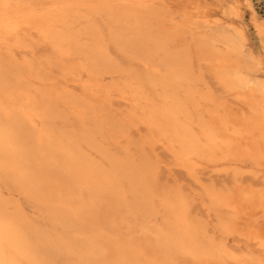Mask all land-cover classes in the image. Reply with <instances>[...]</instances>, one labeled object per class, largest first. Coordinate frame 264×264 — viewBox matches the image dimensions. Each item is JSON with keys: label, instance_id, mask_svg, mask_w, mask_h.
<instances>
[{"label": "rangeland", "instance_id": "374dc122", "mask_svg": "<svg viewBox=\"0 0 264 264\" xmlns=\"http://www.w3.org/2000/svg\"><path fill=\"white\" fill-rule=\"evenodd\" d=\"M28 1L29 2L27 3V0H26V3H25V0H24V2L22 1V3H20V4L17 1H16V3H18V4H16L13 1L12 4L9 6V9L6 11H8L9 14L12 13L13 14L12 16L15 15L14 16L15 19L17 18L16 15L17 16L20 15L19 17H21L24 14H26V15L32 14L33 15L34 13H35L34 16L36 15V17L38 18V17H40L39 16L40 14H43L45 12L47 13V11H49L50 13L56 12L57 11L56 8L58 9V7H60V5H63V3H61L58 0H34V2H33V0L31 2H30V0H28ZM88 1H89V3H88ZM88 1H87L88 5L86 4L85 0H76V1L74 0V3H72V5L74 4L73 7L75 6L73 9L78 7L76 10L72 9L73 10L72 12L74 13L75 11H77V14L75 15V13H76L75 12L74 15L76 18L78 17L77 19H79V18L81 19V21L79 20L80 21L79 24H78L77 19L74 18V15L71 11L66 13V17L72 16L70 18V20H69V18H67L68 19L67 23L69 22V24L65 23V25H64L63 22H62V24H61V22H59V24H58V22L54 23V27L56 25H58L55 27L56 30H59L58 27L60 28L59 31H63V29L65 28V30H66L65 33L67 34L68 37L70 36V40L74 36V40H76V42L79 41L78 44L79 45L81 44L85 47V50L82 51L84 53H81V51L75 50L71 45H69L66 42H65V44L63 43V46H62L63 48H60V49L56 48V46H55V44H53V42H51L50 40H49L50 41L49 42L47 39H45L36 29L28 28V30L30 29L31 31H32V29H33V31L35 30L34 32H36L37 34L34 33L33 31L32 32H30V30L28 31L27 27H29V25L23 24L21 19L18 20V25H20V26L22 25V26L21 27L19 26V30H18L19 33L17 35H12L14 38L10 34H7V33L3 34V32L0 33V43H1L0 44V51H1L0 52V54H1L0 55V74H1V72L3 73V69H4V75L3 76L0 75V77L3 79L5 77V75H7L6 72H8V76L6 79L4 78L3 80H1V78H0V83H1L0 84V98L6 99L7 106L10 108H13L15 110L14 112H16V113H20V111H19L20 105L24 104L23 105L24 109H27V105H28L27 111H29V113H31L34 116L33 119L35 121H37L36 122L37 126L34 128L33 123H31V120H29V119H26V121H24L25 126L27 128H29V130H31L32 132L45 130V134H47V135H45L44 140L53 141L55 139L56 141H59L60 143L63 144V145L61 144L63 146V148H64V146H67L73 150V153L75 152L77 155L82 157L84 160H86L88 162H92V163L95 162L94 164L98 167V169L101 172H105V173L110 172L111 173L112 169H113L112 168L113 165L111 166L110 162L112 161L111 164H114V167L117 166L118 171L116 172V170H115L116 174L114 175V177L112 176V178L109 180H110L111 184L113 183V187H116V192L118 193L117 194L118 198H116V199L110 198L108 193L107 194L104 193V195L102 194V195H100V197H98V196H96L97 193L95 192V190L93 188L88 187L83 182L80 184L75 183L76 187H75V185L72 187H66L63 184L64 188L62 189L61 192L64 194L65 198L67 197L66 199L65 198L61 199V197L56 194V191H57V193L59 192L57 188H54V190L56 189L55 192H54V190L52 191L55 193L53 195V197L51 195L48 198L33 188H30V190L31 191L33 190V191L32 192L30 191L28 193L29 190H27L26 187H24L23 182L19 179V176H17L19 173L16 174L15 172L10 170L9 168H6V167H3L0 165V183H1L0 184V202H1V205L3 206L5 212L7 214H9L11 217H13L14 219H16L19 222V224L22 226V228L24 227L23 229L26 232H28L32 241L35 243L36 246H38V253L37 254L40 255V258L38 255L37 256L41 261H44V264H66V263L67 264H79L78 262H76L78 257H79V254L82 253V251H84V250H86V251L90 250L91 251L93 249L92 247L94 246V244H93L94 241L92 238H94L96 236H104V237L106 236V238H108V237L109 238H114V237L117 238L116 236H118V238H120V239L123 238V240H132L134 242L142 241V237H144V236H146V237H144L143 240H150L151 237H152V239H155V237H157V236L160 237L161 235L164 236L167 233H169L171 229H174L173 227L175 225L178 229L181 228L183 223H182V221L179 220V214L180 213L186 219L184 221V225L185 226L190 225V227L193 229V232L195 235L194 239H195V242L197 243V245L198 246L200 245V248H206L210 253H212L213 256L215 257L217 264L218 263L219 264H264V258H263L264 257V252H263L264 251V249H263L264 248V245H263L264 244V207H263L264 203H262V202H264V182H263L264 181V176H263L264 175V157H262L264 155V150H263L264 149V147H263L264 141L262 140V142H260L259 154L257 153V159L254 155V152L252 154L249 151L250 148L253 146L254 142L259 140V133H257L256 130H252V128H251V124L253 122L254 116L257 114L256 100H258V98L255 97V95H253V99H251L252 98L251 95H247V94H244V96H243V94L239 95L235 91L230 89L228 86H226V84L224 82H222L221 80H218L220 78H219V75H217V71L213 65V61L207 55V53H206L207 50L206 49L203 50L201 48L202 46L200 44L204 38L209 36V34L211 35L215 31H219V29L224 30V28H225L226 30L230 31L233 34V37H235L239 41L238 43L241 42L240 44L242 45V53L239 56L238 61L240 62V64L243 67H245V65H247L245 67V71L252 76L254 74V76L264 77V31H261L259 28V25L261 23H264V0H246V1L245 0H227V1L226 0H164V2H162L163 0H161V1L160 0H143V1H141L142 3H141L140 9H142V11L146 10L147 7L149 5H151V7L154 8L155 12L157 11V13H158L157 15H159V14L161 15V18L158 20L154 17H152L150 19V21L147 25L149 34H151L153 37L156 38L158 36L161 37L163 31L168 32V29H170V28L176 29V31H175L176 33L174 32V35L172 37H167L166 41H165V49L166 50L171 49L172 51L171 50L166 51L165 49H163V50L157 49V47L155 48L154 46L148 45V44H146L147 48H146V46H141V47L134 48V50H133V48H132V50L129 49L128 51H126L121 46H119V48L118 47L116 48L115 47L116 44H118L119 41L122 42L123 35H122V37L120 36V34L122 32L124 33L125 39H127V38L129 39V38L133 37V35L136 33L135 24L127 23L123 27L124 30L120 31L119 26L121 23H119V22L112 23L111 22V18H110V16H108L109 14L107 12L108 11L107 8L100 5L99 0H88ZM134 1L135 0H133L131 2L133 3ZM165 1H167V2H165ZM231 1H237V4L234 8H232L230 5L232 3ZM55 2H57V3H55ZM34 3H35V5H34ZM46 3L48 5H46ZM68 3L70 4L69 1H68ZM163 3H164V5H162V7H161L160 4H163ZM55 4L57 6H55ZM214 4L216 6H214ZM247 4H248V6H247ZM165 5H167V6H165ZM26 6H28V7H26ZM36 6L38 9H36ZM40 6H41V8H40ZM34 7H35V9H34L35 11L33 10ZM54 7H56V8L54 9ZM223 7L226 9H224ZM25 9H26V11H25ZM82 9H83V11H82ZM166 9H167V11H166ZM218 9H219V11H218ZM18 10L19 11L21 10L20 11L21 14L16 12ZM78 10H79L80 14L78 13ZM185 10H186V12H185ZM12 11H15V12H12ZM29 11H30V13H29ZM81 11L84 13H82ZM37 12H39L38 13L39 15L37 14ZM197 13H201V14H197ZM203 13L204 14L208 13L211 15V16H209V20H212V22H211L212 24L211 23L208 24L202 18ZM254 13H255V16H254ZM81 14H83V16H86V17H83ZM193 14L197 15L196 17L198 19L195 18V16ZM189 15H192V16H190L191 18L187 17ZM104 17H105V19H104ZM221 17H223V18H221ZM236 17H238V18H236ZM219 18L221 20H219ZM84 19H85V21L87 19H89L90 24L86 21L89 24L88 25L85 21H83ZM167 19H168V22H167ZM177 19H178V21H176ZM235 19H237V20L235 21ZM74 20L77 22H75ZM83 22H85L86 24ZM150 22H153L152 23L153 25ZM245 22H246V24H245ZM255 22H257V23H255ZM82 23L85 25H82ZM198 23H200V24H198ZM227 23L230 25H228ZM72 24H73V26H72ZM93 24H94V26L92 27ZM215 24H218V25H215ZM198 25H200V26H198ZM203 25L206 28L205 31H207V32L204 31ZM69 26H71V27H69ZM97 26H98V28H97ZM183 26H186V28H184ZM188 26H189V29L187 28ZM24 27H25V30H24ZM76 27L78 28V30ZM81 27H87V28H83L84 29L83 30ZM192 27H194V28H192ZM74 28H76V29H74ZM199 28H201V29H199ZM212 28H213V30H212ZM237 28H238V30H237ZM79 29H80V31H79ZM81 29L83 31H81ZM105 29H106L105 34L108 37L104 34L103 30H105ZM185 29H186V31H185ZM193 29H196V31H194ZM68 30L70 31V33H67ZM113 30H115V32H114L115 34L113 33ZM188 30L194 31V34L196 35V37L195 36L194 37L198 38L197 41L193 37V32L190 31V34H188L189 33ZM199 30H200V33L198 32ZM86 31H88L89 33ZM91 31H92V33H91ZM109 31H110L111 35H109V33H108ZM72 32H73V34H72ZM74 32H76V33H74ZM83 32L85 33L84 34L85 37H84V35H82L83 36V38H82V36H80V35L83 34ZM101 32L103 33V36H106L105 38H103ZM197 32L199 33V35ZM202 32H203V34H202ZM30 33H33V35H35V36H33ZM78 33L79 34L81 33V34L78 35ZM95 33H96V36H95ZM99 33H101V34H99ZM1 34H2V37H1ZM86 34L90 35L93 39L91 37H88ZM202 35H204V36H202ZM79 36L83 39V43H82V39ZM240 36L242 37V39ZM28 37L30 40L27 39ZM86 37H87V39H86ZM99 37H101V38H99ZM181 37H182V39H181ZM190 37L191 38L193 37V41ZM184 39H185V41H184ZM189 39H191V40H189ZM9 40H11V43ZM44 41H45V43H44ZM15 42H17V43H15ZM103 42L105 44L108 42V46H106L107 44L106 45L102 44ZM110 42L113 44H111ZM193 42L196 45H194V44L191 45V43H193ZM96 43H98V44H100V46H102V49L100 50L101 51L100 55L102 58L100 57L98 59L100 61L99 64H95L97 61L93 60V58L91 57V54L88 50L92 46L96 45ZM189 43H190V46H189ZM68 45H69V47H68ZM218 45L221 49L225 48V46H223L221 43H219ZM187 46H188V48H190V50H188ZM195 46H197L196 50H195ZM64 48H66V49H64ZM86 48L88 50V53L86 52ZM148 48H149V52H148ZM150 48H151V50L154 48L156 50V54L159 56H157L156 54H153L154 52L151 53L153 50L151 51ZM177 48L179 49V51L181 50V52L184 51V49H185V52L187 51L186 54L184 55L185 52L184 53L182 52V54H181V52H179ZM200 48H201V50H200ZM61 49L63 52L60 51ZM173 49H175V51ZM197 49H198V51H197ZM191 50H193L192 51L193 55L190 52ZM70 51H71V53H70ZM106 51L108 52V55H107V53L104 54V52H106ZM125 51L128 53V55ZM129 51H133V52L129 53ZM188 51H189V53H188ZM199 51H202V52L200 53ZM203 51H206V52L203 53ZM138 52H140V53H138ZM167 52L169 54L175 55V56L176 55L184 56L183 59L186 61V68L189 67V69L186 70L187 73H186V76H184V78L186 77L187 79L188 78L191 79L194 76V74L197 75V78L195 75V78L193 77L191 80L185 79L186 83H185L184 78L181 79L183 81H180L181 83L179 82V84L177 86V92H175L176 90L174 92H172L170 89H168L169 87L167 88V85L165 86L163 84L164 76L168 73L169 68H173V66H174V64L170 65L169 62L166 63L167 62L166 59H168L167 57H165L168 54ZM247 52H249V53H247ZM64 53H65V55H63ZM77 54H78V56H77ZM141 54H142V56H141ZM152 54H153V56H152ZM244 54L247 55V57H245ZM154 55L157 58H155ZM195 55H196V58H198V59L195 58ZM248 55H250V57ZM16 56H17V58H16ZM135 56H136V58L141 56V57H139V59L142 58L141 59L142 62L139 61V59L134 58ZM189 56H190V59H189ZM80 57H82V58H80ZM147 57H148L147 61H149L150 58H152V59L149 62H146ZM89 58H90V61H89ZM107 58H109V59L107 60ZM250 58H251V60H250ZM131 59H133L135 61H133ZM158 59H160L162 61V63L161 62L157 63L156 61H158ZM65 60H66L67 64L69 66H71V69H73V71L76 73H74L73 71L71 73L70 67H68V65L65 63ZM152 60H154V62H151ZM206 60H208V61H206ZM248 60H250V61H248ZM252 60H254V62ZM85 61H86V63H85ZM205 61H206V63L210 62V64H208L209 66L205 63ZM251 61L253 63H251ZM102 62H104V63L102 64ZM134 62H136V63H134ZM188 62H189V65H190V63H192V65L187 66ZM73 63H74V66H73ZM91 63L93 64V66ZM204 63H205V65H204ZM248 63H250V64H248ZM139 64H140V66H139ZM15 65H16V67H15ZM19 65H20V67H19ZM169 65L171 67H169ZM191 66H193V68H191ZM194 66L196 67V69ZM5 67H7V70H5L6 69ZM202 67H204L203 73L205 74L206 77L203 76L204 74H202V72H201L203 69ZM97 68H99L100 70ZM174 68H175V66H174ZM199 68H201V69H199ZM254 68H255V71H254ZM8 69L10 70V72ZM175 69H177L181 73L186 72L181 67H177V65H176ZM197 69H198V71H197ZM211 69H212V71H211ZM16 70L18 71V73H16L17 72ZM127 70H130V71H128L129 72L128 74H127ZM144 70L147 72V74ZM206 70H208V71H206ZM256 70H258V71H256ZM103 71H104V73H103ZM149 71H151V72H149ZM188 71H190V72H188ZM27 72H28V75H27ZM78 72H80V73H78ZM87 73H89V74L92 73V74L89 76V74H87ZM100 73L102 74V76ZM108 73L112 76L108 75ZM149 73H151V74H149ZM18 74H19V76H18ZM141 74H142V77H141ZM189 74H191V76ZM134 75H135V77H134ZM200 75H201V77H200ZM24 76H26V77L24 78ZM155 76L156 77L158 76V78H156ZM217 76H218V78H217ZM73 77H75L76 79ZM140 78H142V80ZM159 78H161V79H159ZM90 79H92V80L89 81ZM106 79L108 81L107 84H106V82H107ZM71 81H72V83H71ZM103 81L104 82L106 81V82L104 83ZM119 81H121V83ZM10 83H11V86H10ZM24 83H25V85H24ZM97 83H98V85H96ZM21 84L23 86H21ZM31 84H32V86H31ZM158 84H159V86H158ZM184 84L189 89L193 87L191 89V91L186 89ZM188 84L190 85V87ZM89 85L90 86L93 85V86L90 87ZM223 85H224V87H223ZM29 86H31V88ZM11 87L13 90L11 89ZM68 87H70V88H68ZM144 87H146V88L148 87L147 90L143 89ZM21 88L24 90H22L20 92ZM92 88H93V90H92ZM151 88H153V89H151ZM14 89H18L19 91L18 90L17 91L20 93V95L18 94V92L15 93L16 91ZM65 89L67 91V96L65 95L66 94ZM164 89H166V90H164ZM196 89H198V90H196ZM126 90L128 92H126ZM195 90H196V94H195ZM151 91H153V92H151ZM198 91H200L202 93H199ZM1 92H2V94H1ZM41 92H44V94ZM48 92H49V94H48ZM51 92H53V93H51ZM168 92L170 93L169 94L170 96L167 95ZM171 92H172V94H174V96L171 95ZM197 92L199 94H197ZM60 93H61V96H60ZM163 93H165V94H163ZM193 93H194V95H193ZM203 93H205V95H209L208 97L210 98V102H209V99L206 98V96ZM228 93H230V95H232V96H230ZM15 94H16V96H15ZM24 94H26L25 96H27V97H25ZM34 94H35V96H32ZM102 94H103V97H102ZM146 94H147V97L149 96L148 98L146 97ZM176 94H177V96H176ZM40 95H41V97H39ZM73 95L74 96L78 95V96H76L77 102L74 99ZM237 95H238V97H237ZM22 96H24V98ZM30 96L35 97L34 98L35 100L33 98H29ZM167 96H168V98H167ZM188 96L190 98H187ZM62 97H64V99H67V100L61 99ZM133 97H134V99H133ZM135 97L137 98V101H136ZM175 97L177 99H179L180 101L183 100L182 102H184V108H185V113L180 114L178 116V120L181 122L186 121L190 125L192 124L191 125L192 130L200 140L197 151L192 152L189 155L188 161H184L183 158L181 159L180 156L178 155L179 151L181 149L180 143L175 141V140H172L170 138L167 139L166 137H168V136L165 133L166 130L162 128V126H163L164 128L169 129L167 124H165L166 123L165 118H164V115L162 113V111L164 109L163 107L166 108V106L170 105V102L172 103V98L175 99ZM243 97H245V98L243 99ZM127 98H129V99H127ZM154 98H157V99H154ZM193 98H194V100H193ZM247 98H248V100H247ZM59 99H61V100H59ZM212 99H214L215 101L214 100L211 101ZM254 99H256V100H254ZM108 100H109V102H108ZM154 100L157 101V103H155ZM239 100L241 101V103H239ZM123 101H125V102H123ZM219 101H221V102L217 103ZM222 101H224V102H222ZM30 102L32 104H29ZM92 103H93V105H90ZM203 103L206 105V107L203 106ZM69 104H71L72 106H70ZM145 104H146V106H145ZM199 104H200V106H198ZM229 104H230V106H229ZM238 104H240V105H238ZM95 105H96V107H93ZM128 105H130V106L128 107ZM132 106H133V108H132ZM71 107H73V110L71 109ZM74 107H75V109H74ZM52 108L55 109V112L52 111ZM82 108H85V109H82ZM237 108L239 110L241 108V110L239 111V110H237ZM250 108L253 110H250ZM40 109H43V110H40ZM95 110H97V111H95ZM72 111L73 112L75 111V112L73 113ZM65 112H66V114H65ZM152 113H154V114H152ZM210 113H211V115H210ZM254 113H255V115H254ZM52 115L54 116V118ZM205 115H206V117H205ZM208 115H210L209 116L210 118L208 117ZM243 115H245V116H243ZM105 116H107V117H105ZM0 118L2 119V121H4V123L6 122V120H8L7 117L2 113H0ZM52 118H53V120H52ZM92 118H93V120H92ZM240 118H241V121H243V122L240 121L241 122L240 126H242V125L247 126V127H245L246 129L244 128V126L238 128V126L240 124L238 120H240ZM187 119H188V121H187ZM131 120L133 123L130 122ZM214 120H216V121H214ZM246 120H248V121H246ZM143 121H144V123H143ZM155 121L161 122L162 126L160 129L155 124ZM210 122H211V124H210ZM225 123L228 126L227 127L228 132H226L227 139H229V141H231V143L233 144L234 147H236V149H240V150L242 149L241 151H243L245 153L242 154V152L240 150H236V152L234 154L232 153V154H230L231 156L229 155L230 157L224 156L223 152L220 149L215 148L211 144L208 143L206 137L201 132V126L202 125L206 124V125H209L212 127H218V129H219ZM245 123H246V125H245ZM27 124H28V126H27ZM60 124H61V128H60ZM232 124L235 127H233ZM147 125L149 126V128ZM236 125H238V126H236ZM30 126H32V127H30ZM85 127H87L88 130ZM119 127H121V128L118 129ZM72 129H73V131H72ZM169 130H171V129H169ZM248 131H249V134H248ZM79 133H81V134H79ZM85 133H86V135H85ZM93 133H94V136H92ZM90 134H92V135H90ZM98 134L101 136L97 137ZM229 135H230V137L232 136L233 138H229ZM247 135H249V136L247 137ZM252 136H255V137H252ZM94 137L96 138L95 140L93 139ZM237 138H239V139H237ZM204 139H205V141H204ZM252 139H254V140L252 141ZM34 140H37V139L33 138L31 140V144H33L34 146H37L38 141H34ZM102 140H103V143H101ZM105 140H106V143H105ZM234 140H235V142H234ZM240 140H241V142L242 141H244V142L241 143ZM157 141H158V143H155ZM161 141H163V142H161ZM237 141H238V144L236 145ZM247 142H249V143H247ZM18 143L19 144H17V145L19 147L22 144V142L19 141ZM168 143L170 146L168 145ZM234 143H235V145H234ZM103 144H104V146H103ZM111 146H112V149H111ZM162 146L163 147L165 146L164 147L165 149ZM167 147H168V150H167ZM247 147H249V148H247ZM84 151H86V152H84ZM105 151H106V153H104ZM247 151H248V156H247ZM237 152H238L239 156L237 155ZM260 153L262 154V156ZM105 155H107V156H105ZM160 155H162V156H160ZM111 157H113L112 158L113 160H111ZM232 157H233V160L231 159ZM245 157L247 158V160L244 159ZM98 158H99V160H98ZM101 158H103V159H101ZM47 159L49 160V158H47ZM179 159H180V162H179ZM223 159L224 160L227 159V160L224 161ZM101 160H103V161H101ZM228 160H229V162H228ZM238 160H239V162H238ZM98 161H100V162H98ZM133 161H134V163H133ZM140 161H142V162H140ZM105 162L106 163L109 162V163L105 165ZM138 163H140L141 166ZM192 163H194V164H192ZM221 163H223L224 166ZM188 164H189V167H188ZM234 164H236V165H234ZM150 165H151V167H150ZM191 165L192 166L194 165V166L192 167ZM238 165H240V167L241 166L242 167L238 168L237 167ZM207 166H209V167H207ZM210 166H211V168H210ZM231 166H233V169ZM201 167L204 169H202ZM222 167H223V169L220 170V168H222ZM225 167H226V169H224ZM123 168L125 169V171L123 170ZM226 170H228V171H226ZM229 170H230V172H229ZM10 171H12V172L10 173ZM120 171L122 172V174ZM126 176L130 177V179L128 180V178ZM198 179H200L201 181H199ZM111 180H113V182ZM217 180H218V182H217ZM2 181H3V183H2ZM206 182H207V184H206ZM130 183H131V185H130ZM199 185H200V188H199ZM111 186L112 185H110V187ZM130 188H131V190H130ZM119 191H120V194H119ZM212 191L214 192V195L212 194ZM257 191H258V193H257ZM67 192H68V194H67ZM77 192H80V193H77ZM137 192H139L138 196H140V197H138V196L136 197V195H134L136 197L135 198L134 196H132L133 194H136ZM252 192L256 193V197H255V194H253ZM259 192H260V195H259ZM207 193H209L210 196H208ZM247 193L249 195H247ZM24 194H26L25 197H23ZM31 194H32V196H30ZM142 194H144V195H142ZM229 194H230V196H229ZM41 195H42V197H41ZM69 195H70V197H69ZM125 195L127 196V198L124 197ZM253 195H254V197H253ZM37 196H39V197H37ZM54 196L56 197V199H54ZM91 196H93V198ZM101 196H103V197H101ZM32 197H33V199H32ZM34 197H35V199H34ZM58 197H59V199H58ZM121 197H122V199H121ZM39 198H40V201L42 202V204L40 202H38ZM42 198H43V200H41ZM78 198L80 200H78ZM133 198H135V199H133ZM137 198L140 199V201L142 202V203L141 202L139 203L141 208L138 204L139 200ZM46 199H47V202L44 203V205H45L44 207L46 208L45 209L42 207V205H43L44 200L46 201ZM101 199H103V200H101ZM76 200L78 202H76ZM119 200H121L122 202H120ZM126 200H127L128 204L126 203ZM134 200H136V201H134ZM144 200H146L147 203L149 202L148 204H152V205H149L146 207L145 206L146 203H144L145 202ZM254 200H256L257 202ZM16 201L19 203H15ZM26 201L28 202V204H26ZM79 201H81V202H79ZM112 201H113V203H112ZM130 201H131V203H130ZM232 201H233L234 207H231ZM246 201H247V203H245ZM94 202H96V204H99L101 206L104 205L102 207L99 205H96L100 210V214L102 213L104 216L99 214V216H96L97 218L95 219V221H97V223L95 224V221L93 219V221H91V224H90V223H87V221H85L86 219L89 220V218H91V217L88 218L87 216H90V215H87L86 219H84V221H83V224L86 222L85 227L83 224H81L85 229L83 228L84 230H80V228H82V226L79 225L80 226V228H79L80 232H78L79 226H76L75 222L77 220H76V218H74L76 215L72 214V213L73 212L75 213L76 210L79 211L80 208H82L85 205H95ZM135 202L139 208L135 204L132 205ZM251 202H253V203L251 206H249L251 204ZM29 203H30V205H29ZM38 203H39V205H38ZM214 204H215V206L213 207L212 205H214ZM240 204H241V206H240ZM49 205H50V207H49ZM36 206H37V208H36ZM46 206H48L49 208H47ZM113 206L115 209H112ZM217 206H219V209ZM38 207H40V208H38ZM258 207L259 208L261 207L260 210ZM262 207H263V209H262ZM55 208L58 210H55ZM101 208H102V210H101ZM152 208L155 209V211H157V213L154 210L152 211ZM33 209H34V211H33ZM66 209L69 212H67V211L64 212ZM142 209H144V210H142ZM150 209H151V213H150ZM239 209H241V210H239ZM39 210L42 211V213H40ZM70 210L72 212H70ZM119 211H121L120 212L121 215L119 214ZM246 211H247V213H246ZM51 212H54L56 214V219H52V217H50ZM137 212H138V214H137ZM188 212H189V214H188ZM233 212H235V213L233 214ZM67 213L72 215L74 220ZM220 213L222 216L220 215ZM42 214H45V215H42ZM59 214H60V216H59ZM232 214L235 216L233 217ZM230 215H232V217ZM58 216H59V219L61 220L60 222H58L59 221ZM123 216H125L126 218ZM188 216H189V220H188ZM225 216H226V218H225ZM67 217H70L72 219V221L69 218H68L69 219L68 220ZM165 217H166V220H164V222H163V219ZM227 217L228 218L230 217L229 220ZM234 218H236V219H234ZM34 219H38L40 222L38 221L39 222L38 223L37 220H34ZM42 219H43V221H42ZM97 219H99V220H97ZM106 219L107 220L109 219L108 223H107ZM120 219L122 222H120ZM145 219H146V221L143 222ZM160 219L162 221H160ZM135 220L138 222H135ZM256 220H258V221H256ZM65 221H66V223H68L70 221V224H73V225L72 226L70 225V227L68 226L69 223L67 225H66V223L65 224L63 223V225H61V223L65 222ZM133 221L135 224L133 223ZM155 221H158V222H155ZM229 221H231V223H229ZM254 221L256 222V224ZM41 222H44L46 224V226L44 223L41 224ZM194 222H195V224H194ZM104 223H107V225L109 224L110 227L113 226V228H112L113 230L109 226L105 225ZM144 223H146V224H144ZM150 223H152V224H150ZM160 223H163V224H161V226H160ZM178 223H179V225H178ZM77 224H79V221ZM41 225H42V227H41ZM123 225H124V227H123ZM139 225L144 226V228L143 227L138 228ZM150 225H151V227H150ZM152 225H153V227H152ZM163 225L165 228L163 227ZM35 226H37V227H35ZM47 226L50 229L52 228L51 229L52 231L50 229L47 230ZM100 226H101V228H100ZM230 226H233L231 231H230V229H231ZM116 227H117V230H116ZM130 227H132V229H134L133 227H135V229L132 230ZM194 228L196 229V231ZM221 228H222V231L220 230ZM89 229H90V231H89ZM102 229H103V231H102ZM121 229H124L125 232H124V230H121ZM224 229H225V232H224ZM239 229H240V231H239ZM43 230H45V231H43ZM104 230L106 232L109 230L108 232H110L111 234L108 232L106 233ZM110 230H112V231H110ZM127 230L129 232L126 233ZM146 230L147 231L150 230L151 232L149 231L150 233H148ZM241 230H243L244 232ZM245 230H247V231H245ZM38 231H41L42 234L39 233V235H42L41 236L42 239H40V238L37 239L38 235H36V234H38L37 233ZM132 231H133V234H132ZM152 231H153V233H152ZM156 231L157 232L159 231L158 233H160L161 235L160 234L158 235V233H156ZM114 232H115V236H113ZM248 232H249V234H247ZM252 232H253V234H252ZM71 233H72L73 237H71L72 236V235H70ZM92 233L96 234V236ZM128 233H129V235H128ZM142 233L143 234L147 233V234H145L144 236H141V235H143ZM201 233H202V235H201ZM52 234H53V236H52ZM62 234H64V235H62ZM75 234L78 236L76 237ZM151 234H154V235H151ZM196 234H197V237H196ZM231 234H234L235 236L234 235L231 236ZM110 235H111V237H110ZM252 235L256 236V237H252ZM138 236H139V238L140 237L141 238L140 239L137 238ZM153 236H155V237L153 238ZM199 236L202 238H200ZM233 236L235 237V239H233ZM243 236L245 238H243ZM74 237H75V239H73ZM147 237H150V238H147ZM60 238H61V241H63L62 242L63 245L61 244ZM76 238H78V239H76ZM136 238L138 239V241H136ZM53 239L55 241H57L58 244L55 243ZM49 240L54 242V245L49 243V245H53L52 247L48 246L47 242ZM257 240H259V242ZM58 241H60V242H58ZM74 241L76 242L75 244H78V245L82 244V246L84 245L83 248H81V249L78 248V246L74 244ZM252 241H253V243H252ZM71 243H72V247L70 245ZM259 244H261V245H259ZM253 245H255L256 247L255 246L253 247ZM73 246H75L76 249ZM228 246H230V247H228ZM89 247H90V249H89ZM46 248H49L51 250L50 251L51 256H52L51 258H49L48 256H45V255H42V254L49 255ZM52 248H55V249H52ZM62 248H63V250H62ZM69 249H70V251H68ZM77 249H79V250H77ZM209 249H211V250H209ZM55 250H57V251H55ZM65 250L67 252H65ZM71 250H73L74 252ZM231 250H232V252H231ZM77 251H79V252L77 253ZM67 254H69V255H67ZM258 254H259V256H258ZM58 255H59V258H55ZM65 255H67V256H65ZM240 257H241V259H240ZM42 258L44 260H42ZM65 259H66V261H65ZM175 259H177V260H174V261H176L177 264L178 263L179 264H187L182 259V257H180V256L176 257ZM89 260H90V258H89ZM89 260L87 262H85L84 264H86V263L87 264H90V263L91 264L92 263L93 264H96V263L102 264L103 263V261L99 260L98 258H94V257H91L90 262H89ZM173 264H175V263L173 262Z\"/></svg>", "mask_w": 264, "mask_h": 264}, {"label": "bare ground", "instance_id": "6f19581e", "mask_svg": "<svg viewBox=\"0 0 264 264\" xmlns=\"http://www.w3.org/2000/svg\"><path fill=\"white\" fill-rule=\"evenodd\" d=\"M15 2L16 3V1L17 2H19V4L20 3H22V1L24 2V0H0V33H2L3 32V34L4 33H7V34H10L11 36L12 35H17L19 32H18V30H19V26L20 25H18V20L19 19H21L22 20V22H23V24H26V25H29V27H27V30H28V28H34V29H36L45 39H47L48 41L50 40L51 42H53V44H55V46H56V48H63L62 46H63V43L65 44V42L66 43H68L69 45H71L75 50H78V51H81V53H84V52H82L83 50H85V47L83 46V45H79L78 44V42H76V40H74V36L71 38V40H70V36L68 37L67 36V34L65 33L66 32V30H65V28L63 29V31H59L60 30V28L58 27V29L59 30H56L55 29V27L56 26H58V25H56L55 27H54V23H56V22H58V24H59V22H61V24H62V22L64 23V25H65V23H67V21H68V19L67 18H69V20H70V18L72 17H66V13L67 12H69V11H73V10H76L78 7H76L75 9H73L74 7H73V5H72V3H74V0H58V1H60L61 3H63V5H60V7H58V9L56 8V7H54V9L56 8V12H54V13H50L49 11H47V13L45 12V13H43V14H38L39 12H37V14L40 16V17H36V15L34 16V14L32 15H26V14H24V15H22L21 17H19V16H17L16 15V19L14 18V16H12L13 14L11 13V14H9L8 13V11H6V10H8L9 9V7H7V8H5L4 7V5H8V6H10L11 4H12V2ZM32 0H30V2H31ZM68 1L70 2V4L68 3ZM76 1V0H75ZM87 1L88 0H85V2H86V4H87ZM100 1V5H102L103 7H105V8H107V12H108V16H110V18H111V22L112 23H116V22H119V23H121L120 24V26H119V29H120V31H123L124 30V25L125 24H127V23H130V24H135V26H136V33L133 35V37L132 38H127V39H125V37H124V33L122 32L121 34H120V36L122 37V35H123V38H122V42L121 41H119L118 42V44H116V48L118 47L119 48V46H121V47H123L126 51H128L129 49H131L132 50V48H133V50H134V48H136V47H141V46H146V44H148V45H152V46H154L155 48L157 47V49H165V41H166V38L167 37H172L173 35H174V32L176 31V29L175 28H170V29H168V32H166V31H163V33H162V35H161V37H153L151 34H149L148 33V27H147V25H148V23H149V21H150V19L152 18V17H154V18H156L157 20L158 19H160L161 18V15L159 14V15H157L158 13H157V11L155 12V10H154V8H152L151 7V5H149L148 7H147V9L146 10H143L142 11V9H140L141 8V1H143V0H135L133 3L131 2V1H133V0H99ZM161 1V0H160ZM227 1V0H226ZM246 1V0H245ZM244 1V2H245ZM29 1L27 0V3H28ZM33 2H34V0H33ZM36 2V1H35ZM148 2V1H147ZM151 2V1H150ZM155 2V1H154ZM162 2H164V0L162 1ZM161 2V3H162ZM165 2H167V1H165ZM170 2V1H169ZM232 3L230 4L231 5V7L232 8H234L235 6H236V4H237V1H231ZM248 2V1H247ZM246 2V3H247ZM25 3H26V0H25ZM37 3V2H36ZM55 3H57V2H55ZM80 3V2H79ZM88 3H89V1H88ZM178 3V2H177ZM16 4H18V3H16ZM15 4V5H16ZM77 4V3H76ZM82 4V3H81ZM85 4V3H84ZM172 4V3H171ZM226 4V3H225ZM249 4V3H248ZM248 4H247V6H248ZM29 5V4H28ZM31 5V4H30ZM34 5H35V3H34ZM33 5V6H34ZM38 5V4H37ZM44 5V4H43ZM46 5H48L47 3H46ZM80 5V4H79ZM88 5V4H87ZM92 5V4H91ZM161 5V7H162V5H164V3L163 4H160ZM169 5V4H168ZM218 5V4H217ZM220 5V4H219ZM250 5V4H249ZM39 6V5H38ZM52 6V5H51ZM55 6H57L56 4H55ZM77 6V5H76ZM154 6V5H153ZM159 6V5H158ZM165 6H167V5H165ZM164 6V7H165ZM170 6V5H169ZM172 6V5H171ZM204 6V5H203ZM213 6V5H212ZM214 6H216L215 4H214ZM12 7V6H11ZM26 7H28V6H26ZM53 7V6H52ZM181 7V6H180ZM209 7V6H208ZM219 7V6H218ZM40 8H41V6H40ZM166 8V7H165ZM224 8V7H223ZM249 8V7H248ZM35 9V7L33 8V10ZM36 9H38L37 8V6H36ZM49 9V8H48ZM73 9V10H72ZM170 9V8H169ZM173 9V8H172ZM199 9V8H198ZM217 9V8H216ZM224 9H226V8H224ZM253 9V8H252ZM15 10V9H14ZM80 10V9H79ZM79 10H78V13H79ZM165 10V9H164ZM178 10V9H177ZM237 10V9H236ZM21 11V10H20ZM20 11L18 10V11H16L17 13H19V14H21L20 13ZM25 11H26V9H25ZM35 11V10H34ZM33 11V12H34ZM38 11V10H37ZM41 11V10H40ZM82 11H83V9H82ZM81 11V12H82ZM85 11V10H84ZM161 11V10H160ZM166 11H167V9H166ZM176 11V10H175ZM218 11H219V9H218ZM12 12H15V11H12ZM32 12V13H33ZM76 12V13H75ZM74 13H75V15L77 14V11H75ZM162 12V11H161ZM185 12H186V10H185ZM236 12V11H235ZM256 12V11H255ZM29 13H30V11H29ZM73 13V12H72ZM74 13H73V15H74ZM82 13H84V12H82ZM164 13V12H163ZM179 13V12H178ZM191 13V12H190ZM239 13V12H238ZM80 14V13H79ZM197 14H201V13H197ZM37 15V16H38ZM69 15V14H68ZM71 15V14H70ZM75 15H74V18L75 19H77L76 17H75ZM82 16H83V14H81ZM85 15V14H84ZM194 16H195V18H197L196 16L197 15H195V14H193ZM235 15V14H234ZM79 16V15H78ZM93 16V15H92ZM190 16H192V15H189V16H187V17H190ZM193 16V17H194ZM200 16V15H199ZM209 16H211L210 14H208V13H203V15H202V18L209 24V23H211L212 22V20H209ZM225 16V15H224ZM253 16V15H252ZM254 16H255V13H254ZM258 16V15H257ZM83 17H86V16H83ZM168 17V16H167ZM201 17V16H200ZM234 17V16H233ZM240 17V16H239ZM73 18V19H74ZM89 18V17H88ZM191 18V17H190ZM189 18V19H190ZM221 18H223V17H221ZM235 18V17H234ZM236 18H238V17H236ZM104 19H105V17H104ZM198 19V18H197ZM72 20V19H71ZM81 21V19L79 18V19H77V21H78V24H79V22ZM218 20V19H217ZM219 20H221L220 18H219ZM218 20V21H219ZM224 20V19H223ZM237 19H235V21H236ZM240 20V19H239ZM238 20V21H239ZM255 20V19H254ZM257 20V19H256ZM260 20V19H259ZM75 21V20H74ZM77 21H75V22H77ZM83 21H85V19L83 20ZM88 23H89V19H87L86 20ZM85 21V22H86ZM176 21H178V19L176 20ZM191 21V20H190ZM242 21V20H241ZM20 22V21H19ZM85 22H83V23H85ZM86 22V23H87ZM167 22H168V19H167ZM184 22V21H183ZM82 23V25H85V24H83ZM87 23V24H88ZM92 23V22H91ZM95 23V22H94ZM151 24L153 23V22H150ZM185 23V22H184ZM183 23V24H184ZM194 23V22H193ZM192 23V24H193ZM255 23H257V22H255ZM60 24V25H61ZM67 24H69V22L67 23ZM71 24V23H70ZM90 24V23H89ZM88 24V25H89ZM198 24H200V23H198ZM202 24V23H201ZM207 24V25H208ZM212 24V23H211ZM228 24V23H227ZM237 24V23H236ZM245 24H246V22H245ZM25 25V26H26ZM63 25V26H64ZM96 25V24H95ZM103 25V24H102ZM153 25V24H152ZM185 25V24H184ZM214 25V24H213ZM215 25H218V24H215ZM220 25V24H219ZM228 25H230V24H228ZM238 25V24H237ZM22 26V25H21ZM20 26V27H21ZM72 26H73V24H72ZM94 26V24L92 25V27ZM168 26V25H167ZM198 26H200V25H198ZM232 26V25H231ZM67 27V26H66ZM69 27H71V26H69ZM78 27V26H77ZM76 27V28H77ZM96 27V26H95ZM165 27V26H164ZM184 28H186V26H183ZM203 27H204V25H203ZM221 27V26H220ZM223 27V26H222ZM76 28H74V29H76ZM82 29L83 28H87V27H81ZM89 28V27H88ZM97 28H98V26H97ZM188 29H189V26L187 27ZM192 28H194V27H192ZM259 28H260V30L261 31H264V23H261L260 25H259ZM21 29V28H20ZM73 29V30H74ZM81 29V31H83ZM90 29V28H89ZM95 29V28H94ZM93 29V30H94ZM100 29V28H99ZM102 29V28H101ZM157 29V28H156ZM167 29V28H166ZM199 29H201V28H199ZM205 27H204V31H205ZM210 29V28H209ZM24 30H25V27H24ZM30 30V29H29ZM28 30V31H29ZM62 30V29H61ZM77 30H78V28H77ZM76 30V31H77ZM110 30V29H109ZM158 30V29H157ZM194 31H196V29H193ZM212 30H213V28H212ZM237 30H238V28H237ZM32 31H33V29H32ZM31 30H30V32H32ZM35 31V30H34ZM33 31V32H34ZM79 31H80V29H79ZM78 31V32H79ZM89 31V30H88ZM88 31H86V32H88ZM104 31V34H105V31H106V29L105 30H103ZM185 31H186V29H185ZM189 31V30H188ZM190 31H192V30H190ZM190 31H189V33L188 34H190ZM194 31H192L193 32V37L195 36L196 37V35L194 34ZM202 31V30H201ZM209 31V30H208ZM90 32V31H89ZM88 32V33H89ZM115 32V30H113V33ZM199 33H200V30L198 31ZM197 32V33H198ZM205 32H207V31H205ZM34 33H36V32H34ZM67 33H70V31L68 30V32ZM74 33H76V32H74ZM91 33H92V31H91ZM98 33V32H97ZM102 33V32H101ZM101 33H99V34H101ZM109 33V35H111L110 34V31L108 32ZM176 33V32H175ZM199 33H198V35H199ZM210 33V32H209ZM208 33V34H209ZM28 34V33H27ZM30 34H32L33 35V33H30ZM37 34V33H36ZM72 34H73V32H72ZM81 34V33H80ZM79 33H78V35H80ZM85 33L83 32V34H81L80 36H82V35H84ZM115 34V33H114ZM202 34H203V32H202ZM87 35V34H86ZM106 35V34H105ZM207 35V34H206ZM235 35V34H234ZM24 36V35H23ZM33 36H35V35H33ZM79 36V37H80ZM88 37H91L90 35H87ZM95 36H96V33H95ZM102 36H103V33H102ZM107 36V35H106ZM106 36H103V38H105ZM202 36H204V35H202ZM1 37H2V34H1ZM10 37V36H9ZM13 37V36H12ZM30 37V36H29ZM29 37L27 38V39H29ZM37 37V36H36ZM84 37H85V35H84ZM108 37V36H107ZM188 37V36H187ZM193 37L191 38L192 39V41H193ZM194 37V38H195ZM241 37V36H240ZM8 38V37H7ZM14 38V37H13ZM81 38V37H80ZM82 38H83V36H82ZM81 38V39H82ZM92 38V37H91ZM90 38V39H91ZM99 38H101V37H99ZM202 38V37H201ZM10 39V38H9ZM76 39V38H75ZM85 39V38H84ZM86 39H87V37H86ZM89 39V40H90ZM93 39V38H92ZM181 39H182V37H181ZM191 39H189V40H191ZM196 39V41L198 40V38H195ZM241 39H242V37H241ZM8 40V39H7ZM25 40V39H24ZM30 40V39H29ZM10 41V43H11V40H9ZM13 41V40H12ZM16 41V40H15ZM34 41V40H33ZM42 41V40H41ZM49 41V42H50ZM92 41V40H91ZM100 41V40H99ZM176 41V40H175ZM184 41H185V39H184ZM242 41V40H241ZM47 42V41H46ZM88 42V41H87ZM105 42V41H104ZM102 43V44H105V43ZM239 41L235 38V37H233V34L230 32V31H228V30H226L225 28H224V30H220L219 29V31H215L214 33H212L211 35L209 34V36L208 37H206V38H204L202 41H201V48L203 49V50H207V52L206 51H203V53H207V55L212 59V61H213V65H214V67H215V69H216V71H217V75H219V78L220 79H218V80H221L222 82H224L225 84H226V86H228L230 89H232L233 91H235L237 94H239V95H242L243 94V96H244V94H247V95H251L252 96V98L251 99H253V95H255V97H257L258 98V100H256V99H254V100H256V105H257V114L255 115V113H254V119H253V122H252V124H251V128H252V130H256V132L257 133H259V140L258 141H256V142H254V144H253V146L250 148V152L253 154V152H254V155H255V157H256V159H257V153L259 154V145H260V142H262V140L264 141V77H259V76H254V74H253V76L252 75H250V74H248L246 71H245V67L247 66V65H245V67H243L241 64H240V62L238 61V59H239V56L241 55V53H242V45L240 44V43H238ZM244 42V41H243ZM13 43V42H12ZM15 43H17V42H15ZM21 43V42H20ZM19 43V44H20ZM44 43H45V41H44ZM81 43V42H80ZM82 43H83V39H82ZM111 43V42H110ZM109 43V44H110ZM116 43V42H115ZM114 43V44H115ZM219 43H221L223 46H225V48L224 49H221L220 47H219ZM247 43V42H246ZM1 44V43H0ZM47 44V43H46ZM86 44V43H85ZM88 44V43H87ZM107 44V45H106ZM105 45L106 46H108V42L106 43ZM111 44H113V43H111ZM178 44V43H177ZM192 44H194V42L193 43H191V45ZM198 44V43H197ZM21 45V44H20ZM52 45V44H51ZM67 45V44H66ZM69 45H68V47H69ZM194 45H196V44H194ZM244 45V44H243ZM2 46V45H1ZM10 46V45H9ZM8 46V47H9ZM19 46V45H18ZM112 46V45H111ZM189 46H190V43H189ZM84 47V48H83ZM104 47V46H103ZM114 47V46H113ZM149 47V46H148ZM196 47L197 46H195V50H196ZM222 47V46H221ZM10 48V47H9ZM108 48V47H107ZM146 48H147V46H146ZM187 48H188V46H187ZM201 48H200V50H201ZM244 48V47H243ZM247 48V47H246ZM21 49V48H20ZM64 49H66V48H64ZM63 49V50H64ZM102 49V46H100V44H98V43H96V45H94V46H92L91 48H89L88 50H89V52H90V54H91V57L93 58V60L94 61H97L95 64H99V58L101 57V55H100V50ZM109 49V48H108ZM178 49V48H177ZM176 49V50H177ZM70 50V49H69ZM88 50H87V48H86V52L88 53ZM117 50V49H116ZM150 50H151V48H150ZM153 50V51H152ZM151 51V53H153V54H156V50L153 48ZM166 50V49H165ZM168 50V49H167ZM166 50V51H167ZM171 50V49H170ZM170 50H168V51H170ZM174 51H175V49H173ZM188 50H190V48H188ZM11 51V50H10ZM61 52H63L62 51V49L60 50ZM68 51V50H67ZM73 51V50H72ZM118 51V50H117ZM122 51V50H121ZM125 51V52H126ZM144 51V50H143ZM172 51V50H171ZM178 51H179V49H178ZM192 51L193 50H191L190 52L192 53ZM197 51H198V49H197ZM1 52V51H0ZM24 52V51H23ZM48 52V51H47ZM123 52V51H122ZM130 52H133V51H129V53ZM137 52V51H136ZM145 52V51H144ZM148 52H149V48H148ZM179 52H181V50L179 51ZM183 53L185 52V49H184V51H182ZM182 52H181V54H182ZM187 52V51H186ZM186 52L184 53V55L186 54ZM196 52V51H195ZM200 53L202 52V51H199ZM27 53V52H26ZM69 53V52H68ZM70 53H71V51H70ZM77 53V52H76ZM80 53V52H79ZM105 53H107V55H108V52L106 51V52H104V54ZM124 53V52H123ZM127 53V52H126ZM138 53H140V52H138ZM142 53V52H141ZM168 53V52H167ZM188 53H189V51H188ZM247 53H249V52H247ZM246 53V54H247ZM136 54V53H135ZM146 54V53H145ZM153 54H152V56H153ZM159 54V53H158ZM180 54V53H179ZM198 54V53H197ZM196 54V55H197ZM1 55V54H0ZM63 55H65V53L63 54ZM82 55V54H81ZM112 55V54H111ZM127 55H128V53H127ZM132 55V54H131ZM137 55V54H136ZM148 55V54H147ZM157 55V54H156ZM166 55V54H165ZM192 55H193V53H192ZM196 55H195V58H196ZM245 55V54H244ZM12 56V55H11ZM54 56V55H53ZM77 56H78V54H77ZM83 56V55H82ZM85 56V55H84ZM125 56V55H124ZM141 56H142V54H141ZM141 56H139V57H141ZM144 56V55H143ZM157 56H159V55H157ZM164 56V55H163ZM249 57H250V55H248ZM55 57V56H54ZM61 57V56H60ZM73 57V56H72ZM90 57V58H91ZM117 57V56H116ZM126 57V56H125ZM139 57L138 58H136V56L134 57V58H136V59H139ZM145 57V56H144ZM143 57V58H144ZM154 57L155 58H157L155 55H154ZM161 57V56H160ZM165 57H167L168 59H166L167 60V62L166 63H168L169 62V64L170 65H173L174 64V66H175V68H176V65H177V67H181L183 70H188L189 69V67L188 68H186V61L183 59V57L184 56H182V55H171V54H167ZM245 57H247V55H245ZM244 57V58H245ZM248 57V58H249ZM16 58H17V56H16ZM80 58H82V57H80ZM90 58H89V61H90ZM102 58V57H101ZM112 58V57H111ZM159 58V57H158ZM209 58V59H210ZM109 58H107V60H108ZM142 58H140L139 59V61H141L142 62V60H141ZM152 58H150L149 59V61L151 60ZM189 59H190V56H189ZM196 59H198V58H196ZM208 59V60H209ZM92 60V61H93ZM131 60H133V59H131ZM145 60V59H144ZM143 60V61H144ZM148 60V57L146 58V62H149V61H147ZM160 59H158V61H159ZM169 60V61H168ZM208 60H206V61H208ZM250 60H251V58H250ZM250 60H248V61H250ZM103 61V60H102ZM133 61H135V60H133ZM137 61V60H136ZM158 61H156L157 63H162V61L160 60L159 62ZM206 61H205V63H206ZM245 61V60H244ZM243 61V62H244ZM253 62H254V60H252ZM251 61V63H253ZM14 62V61H13ZM17 62V61H16ZM75 62V61H74ZM132 62V61H131ZM151 62H154V60H152ZM9 63V62H8ZM28 63V62H27ZM65 63L67 64V62H66V60H65ZM76 63V62H75ZM85 63H86V61H85ZM104 62H102V64H103ZM106 63V62H105ZM134 63H136V62H134ZM198 63V62H197ZM205 63H204V65H205ZM215 63V64H214ZM30 64V63H29ZM80 64V63H79ZM78 64V65H79ZM92 64V63H91ZM101 64V63H100ZM144 64V63H143ZM207 65L208 64H210V62H207L206 63ZM244 64V63H243ZM248 64H250V63H248ZM18 65V64H17ZM68 65V64H67ZM157 65V64H156ZM159 65V64H158ZM169 65V67H171ZM189 65V62H188V64H187V66ZM190 65H192V63H190ZM189 65V66H190ZM197 65V64H196ZM195 65V66H196ZM7 66V65H6ZM33 66V65H32ZM73 66H74V63H73ZM92 66H93V64H92ZM97 66V65H96ZM95 66V67H96ZM139 66H140V64H139ZM168 66V65H167ZM174 66H173V68H169V71H168V73L164 76V80H163V84L166 86L167 85V88L168 89H170L172 92H174L175 90V92H177V86H178V84H179V82L180 81H183V80H181V79H183L184 78V76H186V73H187V71L186 72H180V71H178L177 69H175L174 68ZM194 66V67H195ZM198 66V65H197ZM201 66V65H200ZM209 66V65H208ZM250 66V65H249ZM253 66V65H252ZM2 67V66H1ZM15 67H16V65H15ZM19 67H20V65H19ZM68 67H70V70H71V73H72V71H73V69H71V66H69L68 65ZM77 67V66H76ZM99 67V66H98ZM159 67V66H158ZM185 69H184V68ZM6 69L5 70H7V67H5ZM35 68V67H34ZM66 68V67H65ZM73 68V67H72ZM81 68V67H80ZM143 68V67H142ZM146 68V67H145ZM191 68H193V66H191ZM203 69H202V74H204L203 72V70H204V67H202ZM251 68V67H250ZM258 68V67H257ZM3 69V68H2ZM12 69V68H11ZM16 69V68H15ZM28 69V68H27ZM97 69H99V68H97ZM151 69V68H150ZM164 69V68H163ZM195 69H196V67H195ZM199 69H201V68H199ZM9 70V69H8ZM100 70V69H99ZM133 70V69H132ZM147 70V69H146ZM192 70V69H191ZM253 70V69H252ZM17 71V70H16ZM21 71V70H20ZM25 71V70H24ZM23 71V72H24ZM65 71V70H64ZM76 71V70H75ZM128 71H130V70H127V74L129 73ZM145 71V70H144ZM166 71V70H165ZM164 71V72H165ZM194 71V70H193ZM197 71H198V69H197ZM206 71H208V70H206ZM211 71H212V69H211ZM254 71H255V68H254ZM256 71H258V70H256ZM9 72H10V70H9ZM22 72V71H21ZM74 72V71H73ZM101 72V71H100ZM146 72V71H145ZM149 72H151V71H149ZM188 72H190V71H188ZM195 72V71H194ZM200 72V73H201ZM251 72V71H250ZM7 73V75H5V79L7 78V76H8V72H6ZM16 73H18V71L16 72ZM26 73V72H25ZM74 73H76V72H74ZM78 73H80V72H78ZM103 73H104V71H103ZM140 73V72H139ZM138 73V74H139ZM69 74V73H68ZM86 74V73H85ZM87 74H89V73H87ZM92 74V73H91ZM91 74H89V76L91 75ZM101 74V73H100ZM146 74H147V72H146ZM145 74V75H146ZM149 74H151V73H149ZM148 74V75H149ZM0 75H4V69H3V73L1 72V74ZM27 75H28V72H27ZM36 75V74H35ZM71 75V74H70ZM74 75V74H73ZM98 75V74H97ZM108 75H110L109 73H108ZM126 75V74H125ZM190 76H191V74H189ZM195 75L196 74H194V78H195ZM18 76H19V74H18ZM21 76V75H20ZM23 76V75H22ZM101 76H102V74H101ZM110 76H112V75H110ZM188 76V75H187ZM189 76V77H190ZM203 76H205V74L203 75ZM26 76H24V78H25ZM70 77V76H69ZM118 77V76H117ZM134 77H135V75H134ZM141 77H142V74H141ZM156 77V76H155ZM192 77V78H193ZM200 77H201V75H200ZM206 77V76H205ZM1 78V77H0ZM3 78V79H4ZM11 78V77H10ZM17 78V77H16ZM73 78H75V77H73ZM81 78V77H80ZM83 78V77H82ZM97 78V77H96ZM113 78V77H112ZM116 78V77H115ZM138 78V77H137ZM149 78V77H148ZM156 78H158V76L156 77ZM191 78V79H192ZM196 78H197V75H196ZM217 78H218V76H217ZM2 78H1V80H3ZM76 79V78H75ZM103 79V78H102ZM110 79V78H109ZM114 79V78H113ZM141 80H142V78H140ZM159 79H161V78H159ZM191 80L190 78H184V80ZM80 80V79H79ZM92 79H90L89 81H91ZM186 80H185V83H186ZM196 80V79H195ZM202 80V79H201ZM200 80V81H201ZM206 80V79H205ZM7 81V80H6ZM18 81V80H17ZM26 81V80H25ZM84 81V80H83ZM99 81V80H98ZM106 81H107V79H106ZM105 81V82H106ZM117 81V80H116ZM122 81V80H121ZM121 81H119L120 83H121ZM157 81V80H156ZM155 81V82H156ZM27 82V81H26ZM75 82V81H74ZM77 82V81H76ZM86 82V81H85ZM96 82V81H95ZM104 82V81H103ZM104 82V83H105ZM124 82V81H123ZM159 82V81H158ZM198 82V81H197ZM9 83V82H8ZM21 83V82H20ZM68 83V82H67ZM71 83H72V81H71ZM108 83V81L106 82V84ZM181 83V82H180ZM196 83V82H195ZM1 84V83H0ZM17 84V83H16ZM125 84V83H124ZM131 84V83H130ZM133 84V83H132ZM156 84V83H155ZM160 84V83H159ZM159 84H158V86H159ZM197 84V83H196ZM202 84V83H201ZM18 85V84H17ZM24 85H25V83H24ZM34 85V84H33ZM77 85V84H76ZM81 85V84H80ZM96 85H98V83L96 84ZM129 85V84H128ZM142 85V84H141ZM144 85V84H143ZM162 85V84H161ZM185 85V84H184ZM189 85V84H188ZM208 85V84H207ZM8 86V85H7ZM6 86V87H7ZM10 86H11V83H10ZM19 86V85H18ZM21 86H23L22 84H21ZM31 86H32V84H31ZM31 86H29L30 88H31ZM51 86V85H50ZM90 86V85H89ZM91 86H93V85H91ZM90 86V87H91ZM104 86V85H103ZM201 86V85H200ZM225 86V87H226ZM9 87V86H8ZM57 87V86H56ZM143 87V86H142ZM161 87V86H160ZM189 87H190V85H189ZM223 87H224V85H223ZM10 88V87H9ZM38 88V87H37ZM47 88V87H46ZM49 88V87H48ZM68 88H70V87H68ZM98 88V87H97ZM96 88V89H97ZM148 88V87H147ZM147 88L146 87H144L143 89H146L147 90ZM185 88L186 89H188L189 91H191V89L193 88H187L186 87V85H185ZM227 88V87H226ZM11 89H12V87H11ZM85 89V88H84ZM89 89V88H88ZM100 89V88H99ZM151 89H153V88H151ZM6 90V89H5ZM13 90V89H12ZM16 92L15 93H17L19 90L18 89H14ZM18 90V91H17ZM22 90H24V89H20V92L22 91ZM48 90V89H47ZM57 90V89H56ZM61 90V89H60ZM81 90V89H80ZM92 90H93V88H92ZM91 90V91H92ZM98 90V89H97ZM96 90V91H97ZM114 90V89H113ZM162 90V89H161ZM164 90H166V89H164ZM196 90H198V89H196ZM196 90H195V94H196ZM29 91V90H28ZM44 91V90H43ZM64 91V90H63ZM65 91H66V89H65ZM64 91V92H65ZM179 91V90H178ZM184 91V90H183ZM182 91V92H183ZM9 92V91H8ZM40 92V91H39ZM62 92V91H61ZM93 92V91H92ZM104 92V91H103ZM112 92V91H111ZM126 92H128L127 90H126ZM151 92H153V91H151ZM150 92V93H151ZM157 92V91H156ZM159 92V91H158ZM162 92V91H161ZM172 92H171V95H173L174 96V94H172ZM199 93H202V92H200V91H198ZM197 92V94H199ZM10 93V92H9ZM28 93V92H27ZM41 93H43L44 94V92H41ZM51 93H53V92H51ZM141 93V92H140ZM149 93V94H150ZM235 93V94H236ZM1 94H2V92H1ZM18 94L20 95V93L18 92ZM32 94V93H31ZM39 94V93H38ZM48 94H49V92H48ZM84 94V93H83ZM93 94V93H92ZM99 94V93H98ZM97 94V95H98ZM148 94V95H149ZM163 94H165V93H163ZM170 93L168 92V94L167 95H169ZM191 94V93H190ZM204 95H205V93H203ZM208 94V93H207ZM229 95H230V93H228ZM234 94V95H235ZM26 94H24V96H25ZM37 95V94H36ZM42 95V94H41ZM41 95L39 96V97H41ZM54 95V94H53ZM64 95V94H63ZM66 96H67V91H66V94H65ZM80 95V94H79ZM86 95V94H85ZM111 95V94H110ZM118 95V94H117ZM160 95V94H159ZM193 95H194V93H193ZM201 95V94H200ZM211 95V94H210ZM15 96H16V94H15ZM24 96H22L23 98H24ZM32 96H35V94L34 95H32ZM32 96H30L29 98H35V97H32ZM38 96V95H37ZM47 96V95H46ZM52 96V95H51ZM50 96V97H51ZM60 96H61V93H60ZM76 96H78V95H73V97H74V99L76 100V102H77V99H76ZM122 96V95H121ZM126 96V95H125ZM162 96V95H161ZM165 96V95H164ZM170 96V95H169ZM172 96V97H173ZM176 96H177V94H176ZM206 96V98H208L209 99V102H210V98L208 97L209 95H205ZM230 96H232V95H230ZM229 96V97H230ZM25 97H27V96H25ZM38 97V98H39ZM72 97V98H73ZM87 97V96H86ZM102 97H103V94H102ZM146 97H147V94H146ZM149 97V96H148ZM147 97V98H148ZM228 97V98H229ZM237 97H238V95H237ZM241 97V96H240ZM6 98V97H5ZM37 98V97H36ZM52 98V97H51ZM91 98V97H90ZM96 98V97H95ZM109 98V97H108ZM126 98V97H125ZM136 98V97H135ZM167 98H168V96H167ZM180 98V97H179ZM187 98H190L189 96L187 97ZM195 98V97H194ZM194 98H193V100H194ZM200 98V97H199ZM226 98V97H225ZM232 98V97H231ZM242 98V97H241ZM245 97H243V99H244ZM250 98V97H249ZM14 99V98H13ZM27 99V98H26ZM25 99V100H26ZM47 99V98H46ZM61 99H63V100H67V99H64V97H62ZM61 99H59V100H61ZM111 99V98H110ZM113 99V98H112ZM127 99H129V98H127ZM133 99H134V97H133ZM140 99V98H139ZM144 99V98H143ZM154 99H157V98H154ZM207 99V100H208ZM223 99V98H222ZM221 99V100H222ZM240 99V98H239ZM28 100V99H27ZM26 100V101H27ZM30 100V99H29ZM35 100V99H34ZM96 100V99H95ZM94 100V101H95ZM182 100V99H181ZM214 99H212L211 101H213ZM218 100V99H217ZM224 100V99H223ZM247 100H248V98H247ZM38 101V100H37ZM36 101V102H37ZM86 101V100H85ZM88 101V100H87ZM122 101V100H121ZM136 101H137V98H136ZM152 101V100H151ZM155 101V100H154ZM183 101V100H182ZM182 101H180L179 99H177L176 97H175V99L174 98H172V103L170 102V105H168V106H166V108L165 107H163L164 109H163V111H162V113H163V115H164V118H165V124H167V126H168V128L169 129H171V130H169V129H166V128H164L163 126H162V124H161V122L160 121H155V124L157 125V127L160 129L161 128V126H162V128L163 129H165L164 131H165V133H166V135L168 136V137H166L167 139L168 138H170V139H172V140H175V141H177V142H179L180 143V145H181V149H180V151H179V156H180V158L182 159L183 158V160L184 161H188V157H189V155L192 153V152H196L197 151V148H198V146H199V142H200V140H199V138L196 136V134L193 132V130H192V127H191V125L188 123V122H186V121H179L178 120V116L180 115V114H183V113H185V108H184V102H182ZM215 101V100H214ZM225 101V100H224ZM224 101H222V102H224ZM252 101V100H251ZM6 99H4V98H0V113H2V114H4L6 117H7V119L8 120H6V122L4 123V121H2V119L0 118V165L1 166H3V167H6V168H9L10 170H12L13 172H15L16 174H18L17 176H19V179L23 182V185H24V187H26V189L27 190H29L28 191V193L31 191L30 190V188H33V189H35L36 191H38V192H40V193H42L43 195H45V197H49V196H51L52 195V197H53V195L55 194L54 192L56 191V189L54 190V188H57L58 189V193H57V191H56V194L58 195V196H60L61 197V199H63V198H65L64 197V194L61 192L62 191V189L64 188L63 187V184L66 186V187H72V186H74L75 185V187H76V184L75 183H84V184H86L88 187H90V188H93L94 190H95V192L97 193L96 194V196H98V197H100V195H104V193H108V195L110 196V198H113V199H116V198H118L117 197V192H116V187H113V183L111 184V182H110V180L109 179H111L112 178V176L114 177V175L116 174V172L118 171L117 170V166H115L114 167V164H111L112 163V161L110 162V165L112 166L113 165V169H112V172L110 173H105V172H101L99 169H98V167L94 164V163H92V162H88V161H86V160H84L82 157H80L79 155H77L75 152L73 153V150L71 149V148H69V147H67V146H64V148H63V144L62 143H60L59 141H56L53 137V139L55 140H53V141H47V140H44V137H45V135H47V134H45V130L43 131H36V132H32L31 130H29V128H27L26 126H25V122L24 121H26V119H29V120H31V123H33V127L35 128L37 125H36V122L37 121H35L34 119H33V115L31 114V113H29V111H27V109H28V105H27V109H24V107H23V105H20V113H16V112H14L15 110L13 109V108H10V107H8L7 106V104H6ZM9 102V101H8ZM13 102V101H12ZM48 102V101H47ZM65 102V101H64ZM74 102V101H73ZM72 102V103H73ZM89 102V101H88ZM96 102V101H95ZM108 102H109V100H108ZM123 102H125V101H123ZM145 102V101H144ZM147 102V101H146ZM149 102V101H148ZM162 102V101H161ZM166 102V101H165ZM164 102V103H165ZM221 101H219V102H217V103H220ZM237 102V101H236ZM247 102V101H246ZM245 102V103H246ZM10 103V102H9ZM15 103V102H14ZM49 103V102H48ZM54 103V102H53ZM155 103H157V101H155ZM191 103V102H190ZM193 103V102H192ZM239 103H241V101L239 100ZM243 103V102H242ZM244 103V104H245ZM29 104H32L31 102L29 103ZM34 104V103H33ZM39 104V103H38ZM76 104V103H75ZM79 104V103H78ZM144 104V103H143ZM142 104V105H143ZM167 104V103H166ZM9 105V104H8ZM56 105V104H55ZM70 106H72L71 104H69ZM90 105H93V103L92 104H90ZM208 105V104H207ZM228 105V104H227ZM238 105H240V104H238ZM47 106V105H46ZM77 106V105H76ZM79 106V105H78ZM130 105H128V107H129ZM145 106H146V104H145ZM198 106H200V104L198 105ZM203 106H205L206 107V105L203 103ZM202 106V107H203ZM229 106H230V104H229ZM246 106V105H245ZM63 107V106H62ZM93 107H96V105L95 106H93ZM119 107V106H118ZM208 107V106H207ZM37 108V107H36ZM44 108V107H43ZM49 108V107H48ZM47 108V109H48ZM132 108H133V106H132ZM212 108V107H211ZM243 108V107H242ZM249 108V107H248ZM247 108V109H248ZM17 109V108H16ZM46 109V108H45ZM50 109V108H49ZM48 109V110H49ZM63 109V108H62ZM70 109V108H69ZM71 109L73 110V107H71ZM74 109H75V107H74ZM80 109V108H79ZM82 109H85V108H82ZM131 109V108H130ZM209 109V108H208ZM234 109V108H233ZM40 110H43V109H40ZM91 110V109H90ZM129 110V109H128ZM237 110H239L238 108H237ZM240 110H241V108H240ZM239 110V111H240ZM243 110V109H242ZM250 110H253V109H251L250 108ZM18 111V112H19ZM52 111H54L55 112V109H53L52 108ZM80 111V110H79ZM84 111V110H83ZM95 111H97V110H95ZM121 111V110H120ZM136 111V110H135ZM134 111V112H135ZM195 111V110H194ZM201 111V110H200ZM209 111V110H208ZM233 111V110H232ZM38 112V111H37ZM50 112V111H49ZM67 112V111H66ZM66 112H65V114H66ZM73 112V111H72ZM75 112V111H74ZM73 112V113H74ZM94 112V111H93ZM145 112V111H144ZM150 112V111H149ZM156 112V111H155ZM234 112V111H233ZM253 112V111H252ZM36 113V112H35ZM78 113V112H77ZM101 113V112H100ZM124 113V112H123ZM159 113V112H158ZM161 113V114H162ZM95 114V113H94ZM144 114V113H143ZM152 114H154V113H152ZM243 114V113H242ZM72 115V114H71ZM76 115V114H75ZM139 115V114H138ZM210 115H211V113H210ZM210 115H208V117L210 116ZM223 115V114H222ZM228 115V114H227ZM247 115V114H246ZM253 115V114H252ZM43 116V115H42ZM41 116V117H42ZM53 116V115H52ZM70 116V115H69ZM81 116V115H80ZM93 116V115H92ZM229 116V115H228ZM243 116H245V115H243ZM105 117H107V116H105ZM142 117V116H141ZM205 117H206V115H205ZM216 117V116H215ZM230 117V116H229ZM38 118V117H37ZM51 118V117H50ZM49 118V119H50ZM53 118H54V116H53ZM53 118H52V120H53ZM64 118V117H63ZM78 118V117H77ZM210 118V117H209ZM238 118V117H237ZM249 118V117H248ZM97 119V118H96ZM135 119V118H134ZM147 119V118H146ZM208 119V118H207ZM212 119V118H211ZM77 120V119H76ZM92 120H93V118H92ZM106 120V119H105ZM230 120V119H229ZM252 120V119H251ZM49 121V120H48ZM135 121V120H134ZM187 121H188V119H187ZM214 121H216V120H214ZM239 121V126L238 125H236V126H238V128L239 127H242V126H244V125H242V126H240L241 125V122H243V121H241V118H240V120H238ZM241 121V122H240ZM246 121H248V120H246ZM43 122V121H42ZM85 122V121H84ZM130 122H132V120L130 121ZM137 122V121H136ZM148 122V121H147ZM231 122V121H230ZM251 122V121H250ZM249 122V123H250ZM27 123V122H26ZM48 123V122H47ZM83 123V122H82ZM133 123V122H132ZM143 123H144V121H143ZM154 123V122H153ZM29 124V123H28ZM28 124H27V126H28ZM52 124V123H51ZM130 124V123H129ZM135 124V123H134ZM210 124H211V122H210ZM234 124V123H233ZM232 124V126L233 127H235L234 125ZM31 125V124H30ZM40 125V124H39ZM83 125V124H82ZM217 125V124H216ZM245 125H246V123H245ZM87 126V125H86ZM104 126V125H103ZM148 126V125H147ZM231 126V125H230ZM231 126V127H232ZM30 127H32V126H30ZM91 127V126H90ZM227 124L225 123V124H223V126H221V128H219L218 129V127H212V126H209V125H202L201 126V132H202V134L206 137V139H207V141H208V143L209 144H211L213 147H215V148H218V149H220L222 152H223V155L224 156H228V157H230L231 155L230 154H234L235 152H236V150H240V149H236V147H234L233 146V144L231 143V141H229V139H227V135H226V132H228L227 131ZM245 127H247V126H244V128ZM60 128H61V124H60ZM85 128H87V127H85ZM121 127H119L118 129H120ZM148 128H149V126H148ZM230 128V127H229ZM250 128V127H249ZM56 129V128H55ZM76 129V128H75ZM196 129V128H195ZM231 129V128H230ZM246 129V128H245ZM53 130V129H52ZM86 130V129H85ZM87 130H88V128H87ZM114 130V129H113ZM152 130V129H151ZM244 130V129H243ZM249 130V129H248ZM35 131V130H34ZM54 131V130H53ZM72 131H73V129H72ZM79 131V130H78ZM120 131V130H119ZM245 131V130H244ZM124 132V131H123ZM252 132V131H251ZM119 133V132H118ZM131 133V132H130ZM141 133V132H140ZM79 134H81V133H79ZM89 134V133H88ZM155 134V133H154ZM247 134V133H246ZM248 134H249V131H248ZM251 134V133H250ZM85 135H86V133H85ZM90 135H92V134H90ZM89 135V136H90ZM156 135V134H155ZM165 135V136H166ZM245 135V134H244ZM243 135V136H244ZM253 135V134H252ZM257 135V134H256ZM63 136V135H62ZM92 136H94V133H93V135ZM99 136H101V135H99L98 134V136L97 137H99ZM128 136V135H127ZM133 136V135H132ZM138 136V135H137ZM152 136V135H151ZM249 135H247V137H248ZM76 137V136H75ZM83 137V136H82ZM91 137V136H90ZM154 137V136H153ZM152 137V138H153ZM245 137V136H244ZM252 137H255V136H252ZM37 139V140H34V141H38V145L37 146H34L33 144H31V140L32 139ZM47 138V137H46ZM77 138V137H76ZM101 138V137H100ZM99 138V139H100ZM103 138V137H102ZM106 138V137H105ZM229 138H233L232 136L230 137V135H229ZM246 138V137H245ZM244 138V139H245ZM48 139V138H47ZM61 139V138H60ZM59 139V140H60ZM89 139V138H88ZM94 140L96 139L95 137L93 138ZM104 139V138H103ZM169 139V140H170ZM237 139H239V138H237ZM49 140V139H48ZM64 140V139H63ZM98 140V139H97ZM159 140V139H158ZM166 140V139H165ZM254 139H252V141H253ZM22 142V144L18 147V145L17 144H19L18 142ZM84 141V140H83ZM204 141H205V139H204ZM250 141V140H249ZM101 142V141H100ZM161 142H163V141H161ZM165 142V141H164ZM234 142H235V140H234ZM240 142H241V140H240ZM244 141H242L241 143H243ZM37 143V142H36ZM64 143V142H63ZM101 143H103V140H102V142ZM105 143H106V140H105ZM155 143H158V141L157 142H155ZM160 143V142H159ZM202 143V142H201ZM247 143H249V142H247ZM264 143V142H263ZM62 144V145H61ZM162 144V143H161ZM174 144V143H173ZM172 144V145H173ZM238 144V141H237V143H236V145ZM251 144V143H250ZM262 144V143H261ZM168 145H169V143H168ZM234 145H235V143H234ZM103 146H104V144H103ZM170 146V145H169ZM249 146V145H248ZM96 147V146H95ZM102 147V146H101ZM163 147V146H162ZM165 147V146H164ZM163 147V148H164ZM209 147V146H208ZM250 147V146H249ZM249 147H247V148H249ZM264 147V146H263ZM84 148V147H83ZM94 148V147H93ZM180 148V147H179ZM111 149H112V146H111ZM130 149V148H129ZM151 149V148H150ZM158 149V148H157ZM162 149V148H161ZM165 149V148H164ZM263 149V148H262ZM87 150V149H86ZM95 150V149H94ZM167 150H168V147H167ZM242 150V149H241ZM240 150V151H241ZM264 150V149H263ZM78 151V150H77ZM96 151V150H95ZM217 151V150H216ZM84 152H86V151H84ZM83 152V153H84ZM90 152V151H89ZM93 152V151H92ZM151 152V151H150ZM174 152V151H173ZM242 152V154L243 153H245V152H243V151H241ZM81 153V152H80ZM104 153H106V151L104 152ZM263 153V152H262ZM222 154V153H221ZM241 154V153H240ZM241 154V155H242ZM251 154V155H252ZM261 154V153H260ZM92 155V154H91ZM154 155V154H153ZM230 155V156H229ZM237 155H238V152H237ZM245 155V154H244ZM105 156H107V155H105ZM109 156V155H108ZM160 156H162V155H160ZM233 156V155H232ZM239 156V155H238ZM247 156H248V151H247ZM250 156V155H249ZM261 156H262V154H261ZM172 157V156H171ZM221 157V156H220ZM262 157H264V155L262 156ZM47 158H49V160L47 159ZM93 158V157H92ZM109 158V157H108ZM113 157H111V160H113L112 159ZM224 158V157H223ZM101 159H103V158H101ZM121 159V158H120ZM232 160H233V157L231 158ZM237 159V158H236ZM244 159H246L247 160V158L245 157ZM98 160H99V158H98ZM124 160V159H123ZM222 160V159H221ZM224 160V159H223ZM227 159H225L224 161H226ZM94 161V160H93ZM101 161H103V160H101ZM170 161V160H169ZM178 161V160H177ZM220 161V160H219ZM262 161V160H261ZM98 162H100V161H98ZM140 162H142V161H140ZM179 162H180V159H179ZM205 162V161H204ZM215 162V161H214ZM228 162H229V160H228ZM236 162V161H235ZM238 162H239V160H238ZM104 163V162H103ZM109 163V162H108ZM108 163H106L105 162V165L106 164H108ZM133 163H134V161H133ZM145 163V162H144ZM237 163V162H236ZM136 164V163H135ZM138 164H140V163H138ZM179 164V163H178ZM181 164V163H180ZM192 164H194V163H192ZM221 164H223V163H221ZM229 164V163H228ZM238 164V163H237ZM183 165V164H182ZM211 165V164H210ZM218 165V164H217ZM227 165V164H226ZM230 165V164H229ZM234 165H236V164H234ZM260 165V164H259ZM135 166V165H134ZM140 166H141V164H140ZM192 166V165H191ZM194 166V165H193ZM192 166V167H193ZM216 166V165H215ZM223 166H224V164H223ZM263 166V165H262ZM106 167V166H105ZM150 167H151V165H150ZM188 167H189V164H188ZM191 167V168H192ZM207 167H209V166H207ZM232 167V169H233V166H231ZM235 167V166H234ZM238 168L240 167V165H238L237 166ZM242 167V166H241ZM240 167V168H241ZM260 167V166H259ZM149 168V167H148ZM199 168V167H198ZM202 168V167H201ZM210 168H211V166H210ZM248 168V167H247ZM107 169V168H106ZM193 169V168H192ZM202 169H204V168H202ZM221 169H223V167L222 168H220V170ZM224 169H226V167L224 168ZM230 169V168H229ZM256 169V168H255ZM259 169V168H258ZM262 169V168H261ZM111 170V169H110ZM115 170H116V172H115ZM123 170L125 171V169L123 168ZM263 170V169H262ZM12 171H10V173L12 172ZM129 171V170H128ZM162 171V170H161ZM176 171V170H175ZM207 171V170H206ZM216 171V170H215ZM226 171H228V170H226ZM225 171V172H226ZM121 172V171H120ZM130 172V171H129ZM204 172V171H203ZM219 172V171H218ZM222 172V171H221ZM224 172V171H223ZM229 172H230V170H229ZM144 173V172H143ZM233 173V172H232ZM120 174V173H119ZM121 174H122V172H121ZM186 174V173H185ZM261 175V174H260ZM143 176V175H142ZM166 176V175H165ZM185 176V175H184ZM212 176V175H211ZM220 176V175H219ZM264 176V175H263ZM127 177V176H126ZM222 177V176H221ZM247 177V176H246ZM260 177V176H259ZM128 178V180L130 179V177H127ZM160 178V177H159ZM248 178V177H247ZM163 179V178H162ZM203 179V178H202ZM240 179V178H239ZM260 179V178H259ZM8 180V179H7ZM126 180V179H125ZM195 180V179H194ZM199 181H201L200 179H198ZM247 180V179H246ZM256 180V179H255ZM112 182H113V180H111ZM131 181V180H130ZM170 181V180H169ZM188 181V180H187ZM203 181V180H202ZM248 181V180H247ZM261 181V180H260ZM128 182V181H127ZM171 182V181H170ZM217 182H218V180H217ZM264 182V181H263ZM2 183H3V181H2ZM129 183V182H128ZM254 183V182H253ZM1 184V183H0ZM19 184V183H18ZM204 184V183H203ZM202 184V185H203ZM206 184H207V182H206ZM209 184V183H208ZM251 184V183H250ZM85 185V186H86ZM110 185H112L111 187H110ZM130 185H131V183H130ZM230 185V184H229ZM259 185V184H258ZM115 186V185H114ZM125 186V185H124ZM127 186V185H126ZM87 187V188H88ZM119 187V186H118ZM129 187V186H128ZM134 187V186H133ZM138 187V186H137ZM190 187V186H189ZM240 187V186H239ZM238 187V188H239ZM242 187V186H241ZM263 187V186H262ZM127 188V187H126ZM199 188H200V185H199ZM80 189V188H79ZM191 189V188H190ZM194 189V188H193ZM54 190V192H52ZM130 190H131V188H130ZM129 190V191H130ZM150 190V189H149ZM236 190V189H235ZM33 191V190H32ZM31 191V192H32ZM85 191V190H84ZM122 191V190H121ZM133 191V190H132ZM20 192V191H19ZM25 192V191H24ZM233 192V191H232ZM247 192V191H246ZM254 192V191H253ZM252 192V193H253ZM262 192V191H261ZM35 193V192H34ZM77 193H80V192H77ZM122 193V192H121ZM135 193V192H134ZM138 193L139 192H137L136 194H133L132 196H134V195H136V197L138 196ZM148 193V192H147ZM257 193H258V191H257ZM27 194V193H26ZM26 194H24V196L23 197H25V195ZM67 194H68V192H67ZM119 194H120V191H119ZM165 194V193H164ZM208 194V196H210L209 195V193H207ZM211 194V193H210ZM212 194L214 195V192L212 191ZM211 194V195H212ZM253 194H255V197H256V193H253ZM56 195V196H57ZM88 195V194H87ZM93 195V194H92ZM95 195V194H94ZM142 195H144V194H142ZM170 195V194H169ZM233 195V194H232ZM247 195H249L248 193H247ZM259 195H260V192H259ZM29 196V195H28ZM30 196H32V194L30 195ZM68 196V195H67ZM77 196V195H76ZM79 196V195H78ZM229 196H230V194H229ZM252 196V195H251ZM37 197H39V196H37ZM41 197H42V195H41ZM69 197H70V195H69ZM80 197V196H79ZM84 197V196H83ZM92 198H93V196H91ZM101 197H103V196H101ZM123 197V196H122ZM122 197H121V199H122ZM124 197H126L127 198V196L125 195ZM135 197V196H134ZM135 197V198H136ZM138 197H140V196H138ZM233 197V196H232ZM231 197V198H232ZM243 197V196H242ZM247 197V196H246ZM253 197H254V195H253ZM263 197V196H262ZM19 198V197H18ZM67 198V197H66ZM65 198V199H66ZM75 198V197H74ZM90 198V197H89ZM106 198V197H105ZM120 198V197H119ZM130 198V197H129ZM135 198H133V199H135ZM237 198V197H236ZM252 198V197H251ZM258 198V197H257ZM32 199H33V197H32ZM34 199H35V197H34ZM54 199H56V197L54 196ZM58 199H59V197H58ZM57 199V200H58ZM125 199V198H124ZM138 199V198H137ZM146 199V198H145ZM242 199V198H241ZM244 199V198H243ZM25 200V199H24ZM23 200V201H24ZM37 200V199H36ZM35 200V201H36ZM41 200H43V198L41 199ZM52 200V199H51ZM78 200H80L79 198H78ZM90 200V199H89ZM101 200H103V199H101ZM139 201H138V204L141 202L140 201V199H138ZM148 200V199H147ZM168 200V199H167ZM229 200V199H228ZM13 201V200H12ZM34 201V200H33ZM38 201V200H37ZM36 201V202H37ZM62 201V200H61ZM91 201V200H90ZM107 201V200H106ZM110 201V200H109ZM108 201V202H109ZM120 202H122L121 200H119ZM134 201H136V200H134ZM145 202L144 203H146V207L147 206H149V205H152V204H148L147 202H146V200H144ZM150 201V200H149ZM204 201V200H203ZM224 201V200H223ZM222 201V202H223ZM245 201V200H244ZM254 201H256V200H254ZM32 202V201H31ZM38 202H40L41 204H42V202L40 201V198H39V201ZM47 202V199H46V201L44 200V202H43V205H42V207L43 208H45L44 206V203H46ZM52 202V201H51ZM76 202H78L77 200H76ZM79 202H81V201H79ZM104 202V201H103ZM107 202V203H108ZM154 202V201H153ZM214 202V201H213ZM218 202V201H217ZM243 202V201H242ZM257 202V201H256ZM11 203V202H10ZM15 203H19V202H15ZM21 203V202H20ZM95 203V205H85V206H83L82 208H80V210L78 211V210H76V212L74 213H72V214H75L76 216L74 217V218H76V222L78 223V221H79V224H77L76 222H75V224H76V226H82L81 224H83V221H84V219H86V216L87 215H90V216H87L88 218L89 217H91V218H89V220L88 219H86L85 221H87V223H90L91 224V221H93V219H94V221H95V219L97 218L96 216H99V214H100V210H99V208L96 206V205H99V204H96V202H94ZM98 203V202H97ZM100 203V202H99ZM102 203V202H101ZM112 203H113V201H112ZM111 203V204H112ZM116 203V202H115ZM126 203H127V200H126ZM130 203H131V201H130ZM142 203V202H141ZM155 203V202H154ZM225 203V202H224ZM245 203H247V201L245 202ZM252 203L253 202H251V204L249 205V206H251L252 205ZM259 203V202H258ZM262 203H264V202H262ZM26 204H28V202L26 201ZM37 204V203H36ZM90 204V203H89ZM128 204V203H127ZM136 205V202L135 203H133L132 205ZM217 204V203H216ZM25 205V204H24ZM29 205H30V203H29ZM38 205H39V203H38ZM123 205V204H122ZM142 205V204H141ZM179 205V204H178ZM188 205V204H187ZM245 205V204H244ZM26 206V205H25ZM32 206V205H31ZM79 206V205H78ZM96 206V207H95ZM99 206H101V205H99ZM102 206H104V205H102ZM101 206V207H102ZM107 206V205H106ZM127 206V205H126ZM137 206V205H136ZM139 206H140V204H139ZM180 206V205H179ZM213 207L215 206V204L214 205H212ZM240 206H241V204H240ZM248 206V205H247ZM260 206V205H259ZM41 207V208H42ZM47 208H49L50 207V205H49V207L48 206H46ZM80 207V206H79ZM138 207V206H137ZM151 207V206H150ZM153 207V206H152ZM187 207V206H186ZM194 207V206H193ZM192 207V208H193ZM208 207V206H207ZM206 207V208H207ZM218 207V209H219V206H217ZM231 207H234L233 206V201H232V206ZM253 207V206H252ZM264 207V206H263ZM263 207H262V209H263ZM36 208H37V206H36ZM38 208H40V207H38ZM52 208V207H51ZM139 208V207H138ZM140 208H141V206H140ZM188 208V207H187ZM249 208V207H248ZM256 208V207H255ZM259 208V207H258ZM261 208V207H260ZM260 208H259V210H260ZM25 209V208H24ZM46 209V208H45ZM53 209V208H52ZM79 209V208H78ZM112 209H115L114 208V206L112 207ZM135 209V208H134ZM189 209V208H188ZM211 209V208H210ZM252 209V208H251ZM28 210V209H27ZM54 210V209H53ZM55 210H58V209H56L55 208ZM75 210V209H74ZM101 210H102V208H101ZM142 210H144V209H142ZM155 211V209H153L152 208V211ZM222 210V209H221ZM226 210V209H225ZM224 210V211H225ZM239 210H241V209H239ZM249 210V209H248ZM29 211V210H28ZM33 211H34V209H33ZM36 211V210H35ZM40 211V210H39ZM67 211V209L64 211V212H66ZM114 211V210H113ZM187 211V210H186ZM193 211V210H192ZM191 211V212H192ZM207 211V210H206ZM218 211V210H217ZM237 211V210H236ZM235 211V212H236ZM252 211V210H251ZM256 211V210H255ZM47 212V211H46ZM67 212H69V211H67ZM70 212H72L71 210H70ZM120 212L121 211H119V214H120ZM156 213H157V211H155ZM190 212V211H189ZM189 212H188V214H189ZM232 212V211H231ZM235 212H233V214L235 213ZM40 213H42V211H40ZM48 213V212H47ZM125 213V212H124ZM147 213V212H146ZM150 213H151V209H150ZM149 213V214H150ZM153 213V212H152ZM195 213V212H194ZM211 213V212H210ZM209 213V214H210ZM237 213V212H236ZM246 213H247V211H246ZM30 214V213H29ZM34 214V213H33ZM50 214V213H49ZM68 214V213H67ZM85 214V215H84ZM137 214H138V212H137ZM191 214V213H190ZM215 214V213H214ZM232 214V215H233ZM42 215H45V214H42ZM48 215V214H47ZM51 216L50 217H52V219H56V214L54 213V212H51V214H50ZM68 215H70V214H68ZM100 215H103L102 213L100 214ZM118 215V214H117ZM121 215V214H120ZM124 215V214H123ZM141 215V214H140ZM162 215V214H161ZM160 215V216H161ZM198 215V214H197ZM220 215H221V213H220ZM232 215H230L231 217H232ZM34 216V215H33ZM59 216H60V214H59ZM59 216H58V219H59ZM71 217H72V215H70ZM104 216V215H103ZM149 216V215H148ZM159 216V217H160ZM193 216V215H192ZM222 216V215H221ZM235 215H233V217H234ZM242 216V215H241ZM35 217V216H34ZM120 217V216H119ZM123 217H125V216H123ZM142 217V216H141ZM157 217V216H156ZM71 219L70 217H67V219ZM73 218V217H72ZM74 218H73V220H74ZM126 218V217H125ZM140 218V217H139ZM145 218V217H144ZM143 218V219H144ZM152 218V217H151ZM225 218H226V216H225ZM228 218V217H227ZM230 218V217H229ZM229 218H228V220H229ZM45 219V218H44ZM62 219V218H61ZM68 219V220H69ZM136 219V218H135ZM141 219V218H140ZM153 219V218H152ZM155 219V218H154ZM197 219V218H196ZM221 219V218H220ZM233 219V218H232ZM234 219H236V218H234ZM240 219V218H239ZM248 219V218H247ZM34 220H37V222L39 221L38 219H34ZM46 220V219H45ZM64 220V219H63ZM97 220H99V219H97ZM107 220V219H106ZM109 220V219H108ZM108 220H107V223H108ZM114 220V219H113ZM116 220V219H115ZM164 220H166V217L163 219V222H164ZM179 220L180 221H182V223H183V225H184V221L186 220L185 218H184V216L180 213L179 214ZM188 220H189V216H188ZM42 221H43V219H42ZM61 220L59 219V221L58 222H60ZM71 221H72V219H71ZM117 221V220H116ZM146 221V219L143 221V222H145ZM149 221V220H148ZM160 221H162L161 219H160ZM196 221V220H195ZM238 221V220H237ZM256 221H258V220H256ZM36 222V221H35ZM40 222V221H39ZM38 222V223H39ZM115 222V221H114ZM120 222H122L121 221V219H120ZM130 222V221H129ZM135 222H138V221H136L135 220ZM142 222V221H141ZM155 222H158V221H155ZM228 222V221H227ZM235 222V221H234ZM255 222V221H254ZM44 222H41V224H43ZM63 223L65 224L66 223V221L65 222H62L61 223V225H63ZM69 223V227H70V225L72 226L73 224H70V221L68 222ZM68 223H66V225L68 224ZM86 223V222H85ZM85 223L83 224L84 225V227H85ZM94 223V222H93ZM97 223V221H95V224ZM101 223V222H100ZM107 223H104L105 225H107ZM132 223V222H131ZM133 223H134V221H133ZM229 223H231V221H229ZM253 223V222H252ZM45 224V223H44ZM49 224V223H48ZM94 224V225H95ZM116 224V223H115ZM127 224V223H126ZM135 224V223H134ZM144 224H146V223H144ZM150 224H152V223H150ZM161 224H163V223H160V226H161ZM194 224H195V222H194ZM205 224V223H204ZM203 224V225H204ZM220 224V223H219ZM236 224V223H235ZM255 224H256V222H255ZM38 225V224H37ZM88 225V224H87ZM93 225V224H92ZM91 225V226H92ZM99 225V224H98ZM104 225V226H105ZM111 225V224H110ZM113 225V224H112ZM119 225V224H118ZM117 225V226H118ZM172 225V224H171ZM178 225H179V223H178ZM181 226V228H177L176 227V225L173 227L174 229H171L170 230V232L169 233H167L166 235H161L160 233H158L157 231H156V233H158V235L160 234L161 236V238L159 237V236H157V237H155V236H153V238L155 237V239H152V237L150 238V237H147V238H150V240H143L144 239V237H146V236H144L145 234H147V233H145V234H143V235H141V236H144V237H142V241H139V242H134V241H132V240H123V238L122 239H120V238H118V236H116L117 238H106V236L104 237V236H96V234H94V233H92V234H94L96 237H94V238H92L93 239V241H94V246L92 247L93 249L90 251L89 249H90V247H89V251H86V250H84V251H82V253H80L79 254V257H78V259H77V261L76 262H78L79 264H84L85 262H87L88 260H89V258H90V260H91V257H94V258H98L99 260H101V261H103V263L104 264H173V262L175 263V264H177L176 263V261H174V260H177V259H175L176 257H178V256H180V257H182V259L187 263V264H217L216 263V260H215V257L213 256V254L212 253H210L206 248H200V245L198 246L197 245V243L195 242V239H194V237H195V235H194V232H193V229L190 227V225L189 226ZM45 226H46V224H45ZM67 226V227H68ZM80 226L78 227V230H79V228H80ZM89 226V225H88ZM87 226V227H88ZM107 226H109V224L107 225ZM115 226V225H114ZM120 226V225H119ZM133 226V225H132ZM158 226V225H157ZM260 226V225H259ZM35 227H37V226H35ZM41 227H42V225H41ZM68 227V228H69ZM83 226H82V228H80V230H84L85 228H84ZM93 227V226H92ZM106 227V226H105ZM104 227V228H105ZM110 227V226H109ZM123 227H124V225H123ZM127 227V226H126ZM139 227H143L144 228V226H141V225H139L138 226V228ZM150 227H151V225H150ZM149 227V228H150ZM152 227H153V225H152ZM159 227V226H158ZM163 227H164V225H163ZM232 227L233 226H230V231L232 230ZM249 227V226H248ZM254 227V226H253ZM24 228V227H23ZM22 228V226L19 224V222L16 220V219H14L13 217H11L9 214H7L6 212H5V210H4V208H3V206L1 205V202H0V264H44V261H41L39 258H40V255H38L37 253H38V246H36L35 245V243L32 241V239L30 238V235L28 234V232H26L24 229ZM26 228V227H25ZM58 228V227H57ZM84 228V229H83ZM91 228V227H90ZM97 228V227H96ZM95 228V229H96ZM100 228H101V226H100ZM99 228V229H100ZM111 229L113 228V226L112 227H110ZM131 229H132V227H130ZM134 229H135V227H133ZM165 228V227H164ZM28 229V228H27ZM48 229H50V228H48V226H47V230ZM52 229V228H51ZM50 229V230H51ZM64 229V228H63ZM134 229H132V230H134ZM146 229V228H145ZM152 229V228H151ZM154 229V228H153ZM163 229V228H162ZM168 229V228H167ZM195 229V228H194ZM42 230V229H41ZM49 230V231H50ZM75 230V229H74ZM80 230L78 231V232H80ZM113 230V229H112ZM112 230H110V231H112ZM116 230H117V227H116ZM121 230H124V229H121ZM138 230V229H137ZM156 230V229H155ZM154 230V231H155ZM221 231H222V228L220 229ZM219 230V231H220ZM234 230V229H233ZM43 231H45V230H43ZM52 231V230H51ZM89 231H90V229H89ZM92 231V230H91ZM102 231H103V229H102ZM105 231V230H104ZM109 231V230H108ZM107 231V232H108ZM145 231V230H144ZM147 231V230H146ZM150 230H148L147 232L148 233H150L149 232ZM195 231H196V229H195ZM209 231V230H208ZM211 231V230H210ZM220 231V232H221ZM239 231H240V229H239ZM241 231H243V230H241ZM245 231H247V230H245ZM75 232V231H74ZM101 232V231H100ZM99 232V233H100ZM106 232V231H105ZM106 232V233H107ZM118 232V231H117ZM120 232V231H119ZM124 232H125V230H124ZM127 232H129L128 230L126 231V233ZM164 232V231H163ZM201 232V231H200ZM224 232H225V229H224ZM244 232V231H243ZM38 234H36V235H38L37 236V239H42L41 238V236L42 235H39V233L40 234H42L41 233V231H38L37 232ZM108 233H110V232H108ZM152 233H153V231H152ZM155 233V234H156ZM165 233V232H164ZM163 233V234H164ZM231 233V232H230ZM234 233V232H233ZM80 234V233H79ZM85 234V233H84ZM88 234V233H87ZM111 234V233H110ZM131 234V233H130ZM132 234H133V231H132ZM247 234H249V232L247 233ZM251 234V233H250ZM252 234H253V232H252ZM48 235V234H47ZM51 235V234H50ZM49 235V236H50ZM62 235H64V234H62ZM70 235H72V233L70 234ZM76 235V234H75ZM91 235V234H90ZM108 235V234H107ZM118 235V234H117ZM128 235H129V233H128ZM151 235H154V234H151ZM199 235V234H198ZM201 235H202V233H201ZM214 235V234H213ZM232 235H234V234H231V236ZM246 235V234H245ZM35 236V235H34ZM33 236V237H34ZM52 236H53V234H52ZM78 235H76V237H77ZM109 236V235H108ZM113 236H115V232L113 233ZM131 236V235H130ZM215 236V235H214ZM235 236V235H234ZM233 236V239H235V237ZM247 236V235H246ZM249 236V235H248ZM44 237V236H43ZM58 237V236H57ZM63 237V236H62ZM71 237H73V235L71 236ZM70 237V238H71ZM81 237V236H80ZM110 237H111V235H110ZM121 237V236H120ZM159 237V238H158ZM196 237H197V234H196ZM200 237V236H199ZM252 237H256V236H253L252 235ZM251 237V238H252ZM262 237V236H261ZM35 238V237H34ZM59 238V237H58ZM79 238V237H78ZM78 238H76V239H78ZM129 238V237H128ZM137 238H139V236L137 237ZM136 238V241H138V239ZM141 238V237H140ZM139 238V239H140ZM200 238H202V237H200ZM205 238V237H204ZM238 238V237H237ZM243 238H245L244 236H243ZM73 239H75V237L73 238ZM80 239V238H79ZM91 239V240H92ZM198 239V238H197ZM253 239V238H252ZM251 239V240H252ZM47 240V239H46ZM45 240V241H46ZM51 240V239H50ZM49 240V241H50ZM54 240V239H53ZM65 240V239H64ZM135 240V239H134ZM250 240V241H251ZM44 241V242H45ZM47 242L48 243V246H50V247H52L53 245H54V242L55 243H57V241H55L54 240V242L53 241H50V242ZM60 241H61V238H60ZM60 241H58V242H60ZM76 241V240H75ZM74 241V244L76 243ZM88 241V240H87ZM258 242H259V240H257ZM52 242V243H51ZM62 242L63 241H61V244H62ZM81 242V241H80ZM89 242V241H88ZM49 243L50 244H53V245H49ZM251 243V242H250ZM252 243H253V241H252ZM45 244V243H44ZM58 244V243H57ZM90 244V243H89ZM63 245V244H62ZM71 245V247H72V243L70 244ZM75 245H77L78 246V248H83V246H82V244H75ZM197 245V246H196ZM231 245V244H230ZM249 245V244H248ZM259 245H261V244H259ZM264 245V244H263ZM40 246V245H39ZM87 246V245H86ZM232 246V245H231ZM240 246V245H239ZM255 245H253V247H254ZM74 248H75V246H73ZM228 247H230V246H228ZM238 247V246H237ZM256 247V246H255ZM67 248V247H66ZM65 248V249H66ZM52 249H55V248H52ZM59 249V248H58ZM76 249V248H75ZM85 249V248H84ZM87 249V248H86ZM264 249V248H263ZM46 250H47V252H48V254L50 255H46V254H42V255H45V256H48L49 258H51L52 256H51V250L49 249V248H46ZM62 250H63V248H62ZM67 250V249H66ZM65 250V252H67ZM77 250H79V249H77ZM209 250H211V249H209ZM261 250V249H260ZM55 251H57V250H55ZM68 251H70V249L68 250ZM71 251H73V250H71ZM74 252V251H73ZM79 251H77V253H78ZM214 252V251H213ZM231 252H232V250H231ZM236 252V251H235ZM264 252V251H263ZM62 253V252H61ZM76 253V254H77ZM65 254V253H64ZM237 254V253H236ZM39 256V258H38V256ZM53 255V254H52ZM67 255H69V254H67ZM67 255H65V256H67ZM73 255V254H72ZM261 255V254H260ZM235 256V255H234ZM240 256V255H239ZM258 256H259V254H258ZM55 258H59V255L58 256H56ZM68 258V257H67ZM71 258V257H70ZM237 258V257H236ZM264 258V257H263ZM240 259H241V257H240ZM42 260H44L43 258H42ZM57 260V259H56ZM55 260V261H56ZM71 260V259H70ZM74 260V259H73ZM90 260H89V262H90ZM65 261H66V259H65ZM64 261V262H65ZM72 261V260H71ZM239 261V260H238ZM47 262V261H46ZM50 262V261H49ZM102 263V264H103ZM67 264V263H66ZM87 264V263H86ZM91 264V263H90ZM93 264V263H92ZM97 264V263H96ZM101 264V263H100ZM179 264V263H178ZM219 264V263H218Z\"/></svg>", "mask_w": 264, "mask_h": 264}, {"label": "snow or ice", "instance_id": "6c2138e0", "mask_svg": "<svg viewBox=\"0 0 264 264\" xmlns=\"http://www.w3.org/2000/svg\"><path fill=\"white\" fill-rule=\"evenodd\" d=\"M5 8L9 7L8 5H4Z\"/></svg>", "mask_w": 264, "mask_h": 264}]
</instances>
